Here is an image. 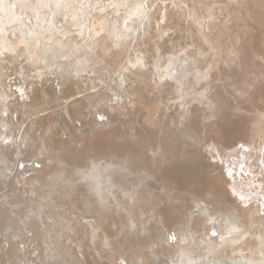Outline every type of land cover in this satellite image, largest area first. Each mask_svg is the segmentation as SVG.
I'll list each match as a JSON object with an SVG mask.
<instances>
[{"label": "rangeland", "instance_id": "374dc122", "mask_svg": "<svg viewBox=\"0 0 264 264\" xmlns=\"http://www.w3.org/2000/svg\"><path fill=\"white\" fill-rule=\"evenodd\" d=\"M2 0H0V60H1V62H0V102H2L1 100H5L6 99V102L3 100V102H4V105H5V108L6 109H8V110H6V113L5 112H0V114L1 115H5V118L4 117H2L1 115H0V124H2V123H6V125L4 126V125H2V127L0 126V135H2L1 137H0V144L1 145H3L2 147H3V152H4V156H1L0 155V159H2V160H0V165L4 168V170L3 171H0L1 173H0V224H1V221L3 222L5 219H6V216H4L2 213H4V210H6L4 207V203L3 202H5L6 201V199H5V195H9L8 197H15V198H13L14 199V201L15 202H11L9 205H7V207L6 208H8V209H12V210H14L15 211V213H14V211L11 213V217H12V220H13V222H14V224H11V225H7V226H1L0 227V257H1V259H0V264H12V261L9 259V256L10 255H12V251H13V255H14V253L16 252V254H18V252H19V254L16 256V254L14 255V256H16V260H17V264H86L85 262H86V260L85 259H89L90 261H92V259H93V261L91 262V263H93L95 260H94V256H93V251H94V253L96 252L97 253V251H98V254H100L99 256H100V258L102 259V260H104V259H106V260H109L108 261V263L109 262H111V263H115V264H264V245L262 246V239H261V237L259 236V235H262V233L264 232V149L263 148H261V149H259L258 147L256 148L255 146V149H254V147L252 148L251 147V145H250V147L248 148V153L246 152V154H245V156L243 155V154H236V153H238L237 151H235L234 150V146H228V148H229V150H231V154H230V157H228V158H226L225 156H224V154H222V152H220V150H219V148H218V146H217V144H215V142L214 143H212L211 144V141H213L215 138H216V123H217V120H215V118H211L210 117V115H208V114H205L204 115V112H202V111H199V113H200V115H199V113L198 114H193V113H196V112H193V110L198 106V104H199V106L198 107H201L202 108V106L203 107H205V101H207L208 100V98H213L214 96H216L217 94H218V96L219 97H224L225 95H227V96H225L224 98H225V100H228L229 101V99H230V101H231V103L233 102H235V101H237L236 103H234V104H232V106H231V113H232V119H233V121H234V123H233V121H232V123L231 122H229V123H227V125L229 126V128H228V126H227V133H226V135L227 136H225V138L227 137V139H226V142L228 143V144H230V140L233 138V137H235L236 135H237V133H236V124H237V127H242V126H245V123L246 124H248V129H250V127L252 126V124H254V126L256 127L255 129L257 130V131H255L256 133H251V131L249 132V130H247V132H249V134L248 135H252L253 137H255L256 139L259 137V135L261 136V139L264 141V104L262 103V99L264 100V94H262V92L260 91V89H259V82H261V81H263L264 80V49H263V51H261V52H259L258 54H256L255 52H250L251 54V67H250V69H248V68H246L244 65H242V66H239V65H236V64H233L234 62H231L230 64H231V66H227V68L224 70L225 72H224V77L223 78H221V79H219V80H217V81H215V83H207L209 80L208 79H205V75H209V71H208V69H209V67H208V64L207 63H204V62H198V63H193V64H189V68H187L186 69V73H187V77H188V79H187V77L185 76L186 75V73L185 72H183V75L186 77V79H185V77H183V75H182V73H180L179 74V76H181L182 75V77H183V81H185L186 80V83H184V82H182V88H183V90H181V92H183L182 94H181V92L180 93H178V91H177V88L179 89V87H177L176 86V89H175V87H174V92H176V94H174L176 97H177V99L174 97V98H172V99H170L171 100V102H173V100H175L176 99V102L174 103V105H176V106H172V108L174 107V109H172V108H170L168 105H170V104H173V103H171L170 102V100L169 99H167V100H169L168 102L170 103H167L166 102V100L164 101V102H166V104L164 105L163 103H162V106H163V108H164V110H167V111H165V114L167 115H165L164 117L162 116L161 117V119L163 120L165 117H166V119H165V121L166 120H168L169 122H167V123H165V125H163L164 124V122L165 121H162V124H160V128H161V126H163L162 128H163V130L164 129H166L165 130V132L164 131H162V129H160L159 127H158V129L155 131V133L156 134H154L153 135V138L151 137L152 136V134H150V131L149 130H147V128H146V126H145V124L143 123V120H142V117H140V115L138 116V115H136V114H134L133 112H132V110H130V104H132V97L129 95L128 96V93H127V91H125V90H127V89H125V87H126V84H125V82H124V80H122L125 76H124V74H126V75H128V76H135V75H137L138 73H141L142 74V72H148V70H149V79H150V82H152V80L154 79V75H156L157 73H154V72H152V71H150V69L152 68V70L153 71H155L157 68V70L156 71H159L160 72V70H162V71H164L163 70V68H164V66H167L168 64H170V60H169V58L171 57V56H173V54H172V52H170L171 50L169 49V47H167L166 45L164 46L163 44H165L163 41H165V42H167V41H169V39H171V37H173V35H175L174 33L176 32V30H184L183 28L185 27V25H187V23L188 22H190V23H188V26H186L188 29H190V33L189 34H191V35H193V33H195L194 34V36L193 37H199L200 35L199 34H201V35H203V32H208V33H216L217 31H218V28L219 27H222L223 29H226L227 27H228V25H230V26H232V27H235V28H238L241 24H243V22H245L244 21V18L245 17H243V15H240L239 13H238V11H237V7L239 8V9H243V8H246L245 6H244V4H242L241 2H240V0H122V1H117V0H72V1H67V0H59L58 2H59V4H58V2H57V0H50V4H51V6H49V1L48 0H38V1H40V3L39 2H37L36 0V2H35V8L34 7H31L32 6V4H31V1H34V0H30V2H28V0H23V1H25V2H27V3H24V2H22V0H19L21 3H24V4H21V3H19V1L18 0H16V4H15V6H14V4L13 3H15V0L13 1V3H12V1H6V0H4V1H2ZM6 1V2H5ZM61 1V2H60ZM66 3V6L68 5V7L66 8V6H65V4H64V2ZM70 2V4L69 3H67V2ZM136 1V2H135ZM137 1H139V2H137ZM10 2L12 3V5L10 4ZM42 2V3H41ZM47 2V3H46ZM53 2H54V5H53ZM55 2H56V4H55ZM72 2H74L73 4H75V5H77L76 7H75V5L73 6V8L75 9H72V10H74V11H71V10H67L66 11V9H69V7H72L71 6V3ZM79 3V4H76V3ZM82 2V3H81ZM7 3V4H6ZM29 3V4H28ZM39 3V4H38ZM44 3H45V6H44ZM60 3H61V5H60ZM64 5H63V4ZM84 3V4H83ZM133 3V4H132ZM139 3L142 5V7H141V5H139ZM18 4V5H17ZM30 4H31V6H30ZM43 4V5H42ZM46 4H48V5H46ZM72 4V5H73ZM137 4L139 5V6H137ZM228 4H230V5H228ZM21 5V6H20ZM22 5H25V6H22ZM38 5V6H37ZM52 5H53V9L52 8H49V7H52ZM58 5H60L61 6V9H63L65 12L64 13H66V14H64L62 11L63 10H61L60 11V9L56 12H54V10H57L58 8H60V6L58 7ZM64 7H63V6ZM79 5V6H78ZM84 5V6H83ZM89 5V6H88ZM104 5V6H103ZM106 5V6H105ZM109 5V6H108ZM129 5H130V7H129ZM133 5V6H132ZM227 5V6H226ZM231 5H233V6H231ZM18 6V7H17ZM42 6H44L45 8H46V10H42V9H40V8H42ZM55 6H57V7H55ZM132 6V7H131ZM135 6V8H133ZM136 6L138 7V8H140V10L138 9V8H136ZM226 6V8H224ZM15 7V8H14ZM20 8V9H17V8ZM26 7H27V9H28V7H29V9L28 10H26ZM37 7H40L39 8V10H38V8ZM43 7V8H44ZM81 7V8H80ZM90 7V8H89ZM234 9H233V8ZM14 8V9H13ZM33 8V9H32ZM44 8V9H45ZM54 8H56V9H54ZM66 8V9H65ZM134 9V11L132 10V9ZM142 8H144V9H142ZM16 9V10H15ZM24 9V10H23ZM35 9V10H34ZM76 9H78V10H76ZM130 9V10H129ZM136 9H138L137 11H136ZM171 9H173V10H171ZM192 9H193V12L194 13H192L191 15H189V13H191L192 12ZM227 9V10H226ZM236 9V10H235ZM21 10V11H20ZM23 10V11H22ZM26 10V11H25ZM31 10V12H29ZM36 10H38L36 13H35V11ZM49 10V11H48ZM51 10V11H50ZM142 10H144L143 12H142ZM179 10V11H178ZM189 10H191V11H189ZM225 10H226V13H225ZM15 11H17V12H15ZM19 11V12H18ZM28 11V12H27ZM39 11H43V12H39ZM46 11V12H45ZM47 11L49 12V13H47ZM54 12V14H53V12ZM86 11V12H85ZM132 11V12H131ZM135 11L138 13V15H137V13H135ZM168 11H171V12H168ZM177 11V12H176ZM186 11V12H185ZM187 11H189V12H187ZM233 11H234V13H233ZM34 12V13H33ZM59 12H61V13H63L64 15H65V17L61 14V13H59ZM76 12H78V15H77V13ZM155 12H156V14H155ZM161 12V13H160ZM166 12V13H165ZM168 12V13H167ZM18 13V14H17ZM21 13V14H20ZM24 13V14H23ZM39 13H42L41 15H44V16H42V17H40L41 15L39 14ZM46 13H47V15H46ZM57 13H59L58 14V16L56 15ZM68 13H70L69 15H68ZM88 13V14H87ZM129 13V14H128ZM161 15H160V14ZM164 13V14H163ZM184 13V14H183ZM233 13V14H232ZM10 14V15H9ZM26 14V15H25ZM27 14H28V16H30L31 14L33 15H31L30 17H31V20L29 21V19L28 18H30V17H28L27 16ZM60 14H61V18H60ZM93 14V15H92ZM131 14V15H130ZM143 16H142V15ZM159 16H158V15ZM168 15V16H171L172 17V20H171V18L169 17V19H168V17H166V15ZM170 14H175V17L177 16V17H180V18H177V19H182V20H180L181 22H179V27L181 28L182 26H184L183 28H177V27H175V26H178L176 23H178V21L179 20H177L176 18H174L173 17V15H170ZM186 14V15H185ZM196 15V17H194L195 15ZM23 15V16H22ZM36 15H38V16H36ZM40 15V16H39ZM45 15L48 17H46L45 18ZM49 15V16H48ZM69 16L68 18H67V16ZM79 15H81V16H79ZM87 15V16H86ZM123 15V16H122ZM129 15V16H128ZM137 15V16H136ZM155 15H156V17H155ZM183 15V16H182ZM185 15V16H184ZM198 15V16H197ZM237 15H239V16H237ZM253 17L254 18H256L255 16H257V14L256 13H253ZM1 16H2V18H1ZM11 16V17H10ZM25 16H27V17H25ZM55 16V17H54ZM57 16V17H56ZM85 16V17H84ZM91 16V17H90ZM94 16V17H93ZM157 19H155L154 17ZM161 16V17H160ZM188 16V17H187ZM192 16V17H191ZM237 16V18H235V17ZM23 17H24V20L23 21H21L22 19H23ZM33 17H34V19H33ZM37 17H38V19H37ZM76 17V18H75ZM89 17V18H88ZM122 17V18H121ZM151 17V19H149ZM159 17V18H158ZM162 17L163 18H165V19H162ZM184 17H186V18H188V19H186V18H184ZM194 17V18H193ZM202 18V21H204V23L201 21V19L200 18ZM235 18V20H234V18ZM239 17V18H238ZM22 18V19H21ZM39 18H40V22L42 21V20H44V21H42L41 23H42V25L40 24V22H39ZM45 18V19H44ZM65 18H67V19H65ZM82 18H84L83 20L81 19V21H79L78 22V20H80V19ZM87 18L90 20V21H87ZM109 18V19H108ZM153 18H154V21H153ZM184 18V19H183ZM11 19H12V21H11ZM72 19V20H71ZM74 19V20H73ZM78 19V20H77ZM95 19V20H94ZM114 19H116V20H114ZM198 19V20H197ZM226 19V20H225ZM243 19V20H242ZM67 20V21H66ZM92 20V21H91ZM103 20H105L104 22L106 23V25H105V23H103ZM110 20V21H109ZM113 20V21H112ZM117 20H118V22H117ZM120 20V21H119ZM174 20H176V21H174ZM229 20V21H228ZM10 21H11V23H10ZM27 21V22H26ZM38 21V22H37ZM45 21H46V24L44 25V23H45ZM61 21H62V23H61ZM77 21V23H76V25H75V22ZM94 21H95V23H94ZM97 21V22H96ZM99 21V22H98ZM112 21V23L111 24H109L108 25V23H110ZM116 21V22H115ZM159 21H160V23H159ZM170 21H172V22H170ZM187 21V22H186ZM234 21V22H233ZM241 21V22H240ZM31 22V23H30ZM70 22H72V24H70ZM74 22V23H73ZM80 22H83L84 23V25H83V23H81L82 25H83V27H82V25L81 24H79ZM90 22V23H89ZM101 22V23H100ZM114 22V23H113ZM165 22H167V23H165ZM186 22V23H185ZM198 22H200V23H198ZM228 22H229V24H228ZM239 22H240V24H239ZM1 23H3L2 25H1ZM13 23V24H12ZM23 23L26 25H24L25 27L23 28V26H21V25H23ZM29 23V24H28ZM38 23V24H37ZM89 23V24H88ZM119 24L118 26H119V28L116 26L117 24ZM150 23H152L151 25H153V26H151L150 25ZM165 23V24H164ZM185 23V24H184ZM196 23V24H195ZM224 23H225V26H224ZM12 25V27L13 26H15L16 27V25L18 24H20V26H19V28L18 27H16V28H18L17 30L16 29H14V27H13V29H12V27L10 26V25ZM36 24V25H35ZM86 24V25H85ZM94 24V25H93ZM115 24V25H114ZM122 24V25H121ZM158 24H160V25H158ZM164 24V25H163ZM171 24V25H170ZM182 24V25H181ZM193 24V25H192ZM223 24V25H222ZM233 24V25H232ZM17 25V26H18ZM32 27H30V26ZM35 25V26H34ZM38 25H40V26H38ZM55 25H57V26H55ZM61 25V26H60ZM69 25V26H68ZM70 25H72L71 27H70ZM78 25V26H77ZM81 25V26H80ZM90 25V26H89ZM98 25H99V27H98ZM107 25H108V27L110 28L111 27V25H112V27H111V29H108V27H107ZM113 25H114V28H113ZM181 25V26H180ZM202 25V26H201ZM222 25V26H221ZM239 25V26H238ZM27 26H28V28L30 29V31H29V29L27 28ZM44 28H43V27ZM59 26V27H58ZM65 26V27H64ZM67 26L69 27V28H67ZM104 26H105V28H104ZM149 26H150V28H149ZM162 26H164V28L162 27ZM197 26H198V28H197ZM20 27H21V29H22V31H24V32H22V31H20ZM36 27H37V29H36ZM53 27V28H52ZM77 27H81V28H79V31H80V33H79V31L77 32L76 30H78V28ZM85 27H86V30H84L85 29ZM96 27V28H95ZM107 27V28H106ZM116 27V28H115ZM155 29H154V28ZM159 27H160V29H159ZM174 27V28H173ZM189 27H191V28H189ZM200 27V28H199ZM8 28H11V29H8ZM25 28H26V30H27V32H25L26 30H25ZM33 28H35L37 31H35V29H33ZM38 28H39V30H38ZM40 28H42V31H40ZM63 28H65V29H67V30H63ZM98 28V29H97ZM122 28V29H121ZM147 28H148V31H147ZM157 28H158V30H157ZM161 28H163V29H161ZM176 28V29H175ZM31 29H33V30H31ZM71 29V30H70ZM73 29H75V30H73ZM81 29V30H80ZM91 29V30H90ZM95 29H96V31H95ZM100 29V30H99ZM115 29V30H114ZM175 29V30H174ZM194 29H197L198 31H196V30H194ZM201 29V30H200ZM17 31V33H16V31ZM61 30V31H60ZM73 30V31H72ZM87 30H89V31H87ZM93 30V31H92ZM102 30V31H101ZM103 30H106V31H103ZM110 31V33H109V31ZM112 30V31H111ZM114 30V31H113ZM120 30V31H119ZM170 30V31H169ZM174 32H173V31ZM178 30V31H179ZM186 30V31H187ZM196 31V32H191V31ZM200 30V31H199ZM33 31V32H32ZM51 33H50V32ZM53 31V32H52ZM57 31V32H56ZM59 31V32H58ZM65 31H66V34H65ZM74 31H76V32H74ZM82 31H84V32H82ZM108 31V32H107ZM117 31H119V33L117 32ZM151 31V32H150ZM161 31V32H160ZM203 31V32H202ZM19 32H20V34H19ZM35 32V33H34ZM41 32V33H40ZM68 32V33H67ZM71 34H70V33ZM81 32H82V34H81ZM88 32V33H87ZM90 32V33H89ZM96 32V33H95ZM102 32L104 33V32H106L107 34H105L104 33V35L102 34ZM113 32H116L115 34L117 35V36H119L120 38H118L117 36L115 37V34L113 35V34H111V33H113ZM144 32V33H143ZM158 32H160V33H158ZM165 32L167 33V34H165ZM168 32H173V35L172 34H170L169 36H168ZM197 32L199 33L198 35H197ZM200 32H202V33H200ZM14 33H16V34H14ZM21 33H22V35H21ZM34 34V36L32 35V34ZM36 33H38V34H36ZM40 33V34H39ZM61 33V34H60ZM79 33V34H78ZM92 33V34H91ZM248 33H250L249 35V37L250 38H252L253 39V37L254 36H256L255 35V33H254V31H252L251 29H250V31H248ZM28 34V35H27ZM30 34V35H29ZM56 34V35H55ZM74 34V35H73ZM90 36V37H92V38H90V39H88L89 37H88V35ZM97 34H98V38H99V40L101 39V37H102V39L100 40L101 42H99V43H101L100 44V47L103 45V47H96L97 45H99L98 44V41L97 40H94V37H96L97 36ZM102 36H101V35ZM119 34V35H118ZM122 34V35H121ZM167 35V37L165 36V35ZM48 35V36H47ZM69 37H68V36ZM83 37H82V36ZM121 35V36H120ZM164 37V38H162V40H160L161 39V37ZM172 35V36H171ZM196 35V36H195ZM251 35L253 36V37H251ZM6 36V37H5ZM29 36V37H28ZM31 36V37H30ZM53 36V37H52ZM100 36V37H99ZM108 36H110L109 38H108ZM114 36V37H113ZM146 36V37H145ZM155 36V37H154ZM3 37L5 38V40L3 39ZM17 37V38H16ZM59 37H60V39H59ZM66 37H68L67 39H66ZM74 37V38H73ZM77 37V38H76ZM104 37H106V38H104ZM111 37H113L112 39L113 40H116V41H113L112 39H111ZM151 37H153V38H151ZM157 37H158V39H157ZM160 37V38H159ZM170 37V38H169ZM26 38H29L28 40H26ZM31 38H33V39H31ZM42 38V39H41ZM82 38H85V41H84V39H82ZM87 38V39H86ZM116 38V39H115ZM139 38H140V40H139ZM167 38H169V39H167ZM195 38V39H196ZM202 38V36L200 37V39ZM44 39V40H43ZM56 39V40H55ZM58 39V40H57ZM76 39V40H75ZM82 39V40H81ZM91 39H92V41L96 44V46H95V44L91 41ZM120 40V42H119V40ZM122 39V40H121ZM148 39V40H147ZM158 40V41H155V40ZM165 39H167V40H165ZM199 39V38H198ZM8 42H7V41ZM46 40V41H45ZM81 40V42H78V41H80ZM89 41V43H88V41ZM106 42H105V41ZM139 40V41H138ZM145 40H147V41H145ZM156 42V43H154V41ZM202 40H203V38H202ZM201 40V41H202ZM4 41V42H3ZM44 42L43 44H42V42ZM65 41H68V42H70V41H72V42H70V45H69V43L67 42V43H65ZM97 43H96V42ZM103 41V42H102ZM143 41V42H142ZM149 41V42H148ZM17 42L18 43H20V44H17ZM34 44H33V43ZM74 42V43H73ZM105 42V43H104ZM115 42V43H114ZM140 42V43H139ZM145 42H146V45H145ZM152 42V43H151ZM159 42V43H158ZM163 42V43H162ZM207 42V41H206ZM206 42H205V39H204V41L202 42V44L205 46L206 45ZM7 43V44H6ZM9 43V44H8ZM13 44V47L12 48H10L12 45H10V44ZM41 43V44H40ZM63 43V44H62ZM71 43H73V44H71ZM77 43H79V45L77 44ZM89 45H88V44ZM94 44V46H93V44ZM103 43V44H102ZM107 43V44H106ZM110 43V44H109ZM143 43V44H142ZM147 43H148V47L150 48V46L152 47V48H150V51L152 52V53H156L157 52V56H156V54L154 55V54H151V53H149V55H154L152 58H154L153 60L155 61V63H154V61L152 60H150V56L149 55H147V52H149L148 50H149V48L147 47ZM150 43V44H149ZM208 43V42H207ZM4 44H6V46L9 48V49H7V48H4L5 46H4ZM14 44H16V45H14ZM49 44V45H48ZM50 44H53V46H54V48L53 47H50V48H53V50L51 51V49L50 48H48V46H52V45H50ZM62 44V45H61ZM66 46H65V45ZM69 46H68V45ZM75 44V45H74ZM78 46H77V45ZM105 44V45H104ZM108 44H109V48L107 47L108 46ZM112 44V45H111ZM117 44V45H116ZM119 44V45H118ZM140 44V45H139ZM154 44V45H153ZM1 45H3V46H1ZM18 45H20V46H18ZM22 45H23V47H22ZM34 45V46H33ZM37 45V46H36ZM45 45V47H47L46 49H45V47H43V46ZM72 45V46H71ZM85 45H86V47H85ZM107 45V46H106ZM114 45H116L115 47H114ZM146 46V47H142V46ZM160 45H161V47L162 48H164V50H163V52H162V48L160 47ZM14 46H15V49H14ZM19 47V48H16V47ZM29 46H32V47H29ZM42 46V47H41ZM62 46V47H61ZM74 46V47H73ZM77 46V47H76ZM81 46H83V47H81ZM88 46H89V49H87L88 48ZM92 46H93V50H92ZM111 46V47H110ZM118 46V48H116ZM120 46V47H119ZM126 46V47H125ZM157 46V47H156ZM159 46V47H158ZM207 46H208V44H207ZM206 46V47H207ZM34 47H36L35 49H34ZM57 47H59V49H57ZM69 47H71L70 49H69ZM79 47V48H78ZM84 47H85V49H86V51H85V49H84ZM95 47H96V49H98L99 50V53L100 52H102V55H99V53H98V50L97 51H95L96 49H95ZM139 47V48H138ZM154 47V48H153ZM159 50H156V48ZM67 48V49H66ZM74 48H76L75 50H72V49H74ZM77 48H78V50H77ZM90 48H91V50H90ZM103 48V49H102ZM110 48H112L111 50H109L108 51V49H110ZM123 48H124V53L122 52L123 51ZM139 49V50H137L136 51V49ZM144 48H146V50H147V48H148V50L147 51H145L144 50ZM159 48H161V49H159ZM166 48H168V50H169V52H170V54H169V52L167 51V49ZM192 48L194 49L195 47H192L191 46V48H189V46H188V48H187V50L188 49H190V51L192 50ZM208 49H209V46L207 47ZM38 49V50H37ZM45 49V50H44ZM49 49V51L47 52V50ZM54 49H55V51H54ZM95 49V50H94ZM107 49V50H106ZM114 49H116V51L114 50ZM120 49V50H119ZM142 49V50H141ZM152 49V50H151ZM208 49L206 50V55L208 54V56H210L211 54H212V50L210 49L209 51H208ZM30 50V51H29ZM58 50H60V51H58ZM90 50V51H89ZM127 50V51H126ZM161 50V51H160ZM166 50V51H165ZM45 51H46V53L49 55V57H47L48 55H46L45 54ZM55 53H54V52ZM69 51V52H68ZM75 51H77V52H75ZM83 51H85V53L83 52ZM91 52L92 51V53H91V58L88 60V61H84V63H83V61H81L82 59L84 60V59H86L87 60V55L88 56H90V53H87V52ZM95 51V52H94ZM103 51H105V52H107V53H105V54H103ZM112 51L114 52V53H112ZM120 51V52H119ZM136 51V52H135ZM139 51H142V52H144V53H142V52H140L139 53ZM227 51H229L228 49H227ZM30 52V53H29ZM50 52V53H49ZM53 52V53H52ZM59 52H61V53H59ZM67 52V53H66ZM74 52V53H73ZM80 52H82V53H80ZM97 52V53H96ZM111 52V53H110ZM121 52H122V55H120L121 54ZM159 52H161L162 54H161V56H162V58H161V56L160 57H158L159 55L158 54H160ZM165 52V53H164ZM208 52V53H207ZM42 53V54H41ZM59 53V54H58ZM62 53H64V54H62ZM69 53V54H68ZM73 53V54H72ZM94 53V55L95 56H103L104 55V59L103 60H101V59H98L97 57H95L94 55L92 56V54ZM96 53V54H95ZM109 53V54H108ZM117 53V54H116ZM142 53V54H141ZM146 53V54H145ZM43 54H45L44 56H43ZM50 54H51V56H54V57H51L50 56ZM52 54H54V55H52ZM68 54V56H66ZM78 56H76V55ZM80 54H82L81 55V57H80ZM84 54V55H83ZM101 54V53H100ZM119 54V55H118ZM136 54V55H135ZM137 54L138 55H142V56H144V57H147L146 59L144 58V57H142V58H144V59H142L141 58V56H139L140 57V59H139V57H137ZM146 56H145V55ZM213 54H214V52H213ZM213 54L210 56V58H213L214 59V57L215 56H217L218 54H220V53H217V55H216V53L214 54L215 56H213ZM256 54V55H255ZM263 54V55H262ZM64 55V56H63ZM86 55V56H85ZM108 55L109 56H111V57H109V60L107 61L106 59L107 58H105V56H107L108 57ZM115 55L116 56H120V57H117L116 59V61H118V60H120L119 62H114V60H115ZM168 55V56H167ZM234 55H236L237 56V54H233V56ZM36 56V57H35ZM85 56V57H84ZM114 56V57H113ZM122 56V57H121ZM149 56V57H148ZM170 56V57H169ZM259 56V57H258ZM22 57V58H21ZM27 57V58H26ZM36 58L35 60L36 61H34V59H33V61H32V58ZM37 57L39 58V60L37 59ZM53 58V59H51V58ZM75 57H76V60H79V62H80V65L78 66V64L79 63H76V65L74 64L75 62H74V60H75ZM83 57V58H82ZM94 57H95V59H94ZM100 57V58H101ZM133 57L134 58H136V59H133ZM156 57H157V59H156ZM166 57H167V59H168V61H169V63H167V62H165V61H167V59H166ZM221 57H222V53H221V56H217L215 59V61H217V62H215L214 63V66H216V64L218 65V64H220V65H218V66H216V67H220L221 65H223V64H221V63H223L222 62V59H221ZM254 57V58H253ZM255 57H256V61H255ZM79 58V59H78ZM80 58H82V59H80ZM92 58H93V60H96V61H98V60H100L101 62H103L104 61V63H103V67L101 68V66L100 65H102V63L99 61V62H97L96 63V61L94 62V64L91 62V61H93L92 60ZM97 58V59H96ZM114 58V59H113ZM119 58V59H118ZM121 58V59H120ZM130 58H131V60H136V61H138V59H139V62H136V61H132V62H130L131 60H130ZM148 58H149V60H148ZM164 58V59H163ZM220 58V59H219ZM258 58H261L260 59V61L261 62H259L258 63ZM28 59V60H27ZM30 59V60H29ZM48 59V60H47ZM161 60L160 62H158L159 60ZM219 59V60H218ZM15 60H17V61H15ZM42 60H43V63H44V61L46 62V63H44L43 65H42ZM51 60V61H50ZM111 60L114 62L113 64H112V62H111ZM145 60H146V62H148V63H145ZM165 60V61H164ZM29 61H32V62H29ZM218 61H220L219 63H218ZM4 62V63H3ZM37 64H36V63ZM49 62V63H48ZM89 62V63H88ZM107 62H110L111 64H109V63H107ZM141 63V64H138V66H137V64H136V66H137V68H136V66H135V64L134 63ZM149 62H152L156 67L154 68V67H152L153 66V64L152 63H150L149 64ZM163 62V63H162ZM165 62V63H164ZM33 63H35V64H33ZM62 63V64H61ZM83 63V65H81ZM89 65H88V64ZM96 63V64H95ZM128 63V64H127ZM158 63V64H157ZM187 62H185V64H186ZM200 63H203V65L205 66V68L204 67H202L203 65L202 64H200ZM5 64V65H4ZM12 65V66H10V65ZM31 64V66H29ZM39 64H40V66H39ZM55 64V65H54ZM100 64V65H99ZM115 64V65H114ZM130 64H131V66H130ZM132 64H134V65H132ZM149 64L150 65V69L148 68V66L147 65ZM157 64V65H156ZM159 64H160V67L162 68H159L158 66H159ZM166 64V65H165ZM197 64V65H196ZM34 65H35V67H34ZM41 65H42V67H41ZM44 65H46L45 67H44ZM91 65V67H89ZM93 65H95L94 67H95V69L93 68ZM100 66V68L101 69H103V71L101 70V69H98V70H101V72L100 71H96L97 69V67H99ZM107 65H109V67L107 66ZM110 65H111V68H110ZM114 67H113V66ZM128 65V66H127ZM141 65H142V67H141ZM146 65V66H145ZM152 65V66H151ZM162 65H164V66H162ZM193 65L195 66L196 65V69H193ZM262 65V66H261ZM3 66V67H2ZM23 66V67H22ZM26 68H25V67ZM38 66H39V68L40 69H38ZM61 66V67H60ZM86 66V67H85ZM106 66V70H107V68H108V72H106L105 74L103 73L104 72V67ZM141 67V68H138V67ZM201 66V67H200ZM254 66V67H253ZM15 67V68H14ZM29 67H31L30 69H29ZM76 67H77V70H78V68L80 69H82V71H81V69H80V71H79V73H78V71H76ZM84 67V68H83ZM87 67H89V68H87ZM124 67V68H123ZM128 67H129V69H128ZM134 67L136 68V69H139V71L138 70H136V69H134ZM147 67V68H146ZM198 67V68H197ZM222 67V66H221ZM4 68V69H3ZM5 68H6V70H5ZM7 68H9V69H7ZM22 68V69H21ZM25 68V69H24ZM33 68V69H32ZM93 70H92V69ZM146 70H145V69ZM168 68V69H167ZM195 68V67H194ZM207 68V69H206ZM86 69V70H85ZM87 69H88V72H87ZM92 71H91V70ZM113 69V70H112ZM160 69V70H159ZM165 69V71L164 72H162L161 71V73H163V74H161V73H159L158 72V74L156 75V76H158V77H156L155 76V78H157V79H154V81L152 82V85H153V83H155V82H159V80H158V78L159 79H161L160 81H161V83L163 84V83H165L166 84V82H167V84L169 83V82H171L172 84H168V85H175L178 81L175 79L176 77L174 76V72H175V70L174 69H176V68H174V69H172V70H170L171 68H170V66H167L166 68H164ZM190 69V70H189ZM202 70L204 73V75L203 74H200V76H198L197 74L199 73L198 71L199 70ZM213 69V68H212ZM214 69H216L215 67H214ZM12 70V71H11ZM16 70V71H15ZM25 71V73H22V72H24ZM29 70H31V71H29ZM40 70H42V71H40ZM49 70V71H48ZM83 70H85V72H83ZM105 70V71H106ZM132 70V71H131ZM144 70V71H143ZM169 70V71H168ZM189 71V74H188V71ZM196 70V71H195ZM205 70V71H204ZM4 73H3V72ZM6 71H7V73H6ZM27 71H29V72H27ZM43 71H44V73H43ZM73 71V72H72ZM90 71V72H89ZM96 73H95V72ZM123 71V72H122ZM140 71H142V72H140ZM155 71V72H156ZM168 71V72H167ZM174 71V72H173ZM235 71V72H234ZM239 71V72H238ZM47 72V73H46ZM82 72H83V74H82ZM94 72V73H93ZM100 74H99V73ZM109 72H111L110 74H109ZM136 72V73H135ZM170 72V73H169ZM173 74H172V73ZM197 72V73H196ZM3 73V74H2ZM6 73V74H5ZM15 73V74H14ZM37 73V74H36ZM80 73H81V75L83 76H81L80 75ZM84 73H85V75L86 76H84ZM122 73V74H121ZM133 73V74H132ZM165 73V74H164ZM170 74V76L168 77V75ZM241 73V74H240ZM261 73H262V77H261ZM10 76H9V75ZM25 75V77L27 76V75H29L28 76V78L26 77H24V75ZM36 74V75H35ZM96 74V75H95ZM141 74H139V75H141ZM152 74H154V75H152ZM171 74L173 75V76H171ZM42 75V76H41ZM48 75V76H47ZM103 75L105 76V77H103ZM109 75V76H108ZM164 76V77H161L160 78V76ZM167 75V76H166ZM194 75V76H193ZM198 77H197V76ZM201 75H203V76H201ZM5 76V77H4ZM9 76V77H8ZM37 76V77H36ZM74 78H73V77ZM102 76V77H101ZM117 76V77H116ZM152 76V77H151ZM24 77V78H23ZM141 78L143 77L142 75L140 76ZM171 77V78H170ZM172 77H175L174 79L172 78ZM182 77H181V79H182ZM193 77H197L196 79H194ZM202 77V78H201ZM12 78H14V79H12ZM33 78V79H32ZM48 78V79H47ZM68 78V79H67ZM79 78V79H78ZM82 78V79H81ZM99 78V79H98ZM144 78V77H143ZM142 78V79H143ZM153 78V79H152ZM193 78V79H192ZM262 78V79H261ZM4 79V80H3ZM16 79H18L17 81H16ZM23 79H24V81H23ZM27 79H28V81H27ZM91 79V80H90ZM106 79H108V81L106 80ZM145 80H146V78H144ZM143 79V80H144ZM149 79H147L148 81H149ZM19 80L22 82V83H27V85H26V88H25V90H24V87L21 85V84H18L19 83ZM26 80V81H25ZM36 82H35V81ZM65 80H67V81H65ZM90 80V81H89ZM105 80V81H104ZM193 80H194V82H193ZM202 80V81H201ZM204 80V81H203ZM207 82H206V81ZM5 81V82H4ZM49 81V82H48ZM71 81V82H70ZM75 81V82H74ZM101 81H104V82H101ZM120 81V82H119ZM148 81H145V82H147L148 83ZM192 83H191V82ZM6 82H8L7 84H5ZM10 82V83H9ZM18 82V83H17ZM78 82V83H77ZM198 82V83H197ZM35 85H34V84ZM36 83L38 84V86H40V87H42L43 89L42 90H40V88H38V86H36ZM45 83L47 84V86L45 85ZM65 83V84H64ZM68 83V84H67ZM80 83V84H79ZM89 83V84H88ZM94 83V84H93ZM97 83V84H96ZM101 83V84H100ZM109 83H110V85H109ZM196 83V84H195ZM203 83V84H202ZM204 83H205V85H204ZM263 83V82H262ZM3 84H5V85H3ZM34 85L35 87H33L32 85ZM73 84H75V85H73ZM91 84V85H90ZM106 84H108V85H106ZM122 84V85H121ZM157 84V83H156ZM155 84V85H156ZM206 84H207V87H206ZM208 84H209V86H211V87H208ZM215 84V85H214ZM29 85H31V86H29ZM65 85V86H64ZM87 85H88V87H87ZM95 85V86H94ZM176 85H179V83L178 84H176ZM9 86V87H8ZM77 86V88H75ZM117 86V87H116ZM124 86V87H123ZM214 86H215V88H214ZM22 87V88H21ZM29 87H31V89H29ZM109 87H110V89H109ZM122 87V88H121ZM190 87V88H189ZM200 87V88H199ZM203 87H205L206 88V90L208 91H210L209 93H207V91H205L204 92V90H205V88H203ZM34 88V90H36L37 91V93H36V91H34L33 90V92L35 93H33L31 90ZM35 88H38V89H35ZM63 88V89H62ZM68 88V89H67ZM80 90H79V89ZM106 88H107V90H106ZM116 88V89H115ZM120 88V89H119ZM158 88H160V89H162L160 86L158 87ZM188 90V91H185L186 89ZM189 88V89H188ZM192 88L195 90H192ZM209 88H211V89H213V92L211 91V89H209ZM17 89V90H16ZM19 89H21V90H19ZM73 89V90H72ZM104 89V90H103ZM114 89V90H113ZM125 89V90H124ZM196 89H199L198 90V92H199V94H198V92H197V90ZM202 90V93H201V90ZM214 89H215V91H214ZM6 90H7V93H6ZM26 90H29V93L31 94H33V95H29V93L28 92H25ZM40 90V93L38 92ZM125 91L127 94H125V92H123V91ZM9 91H11V92H9ZM42 91V92H41ZM53 91V92H52ZM70 91V92H69ZM72 91V92H71ZM77 93H76V92ZM83 91V92H82ZM100 91V92H99ZM114 91V92H113ZM218 91V92H217ZM222 93V91H223V93H224V96L220 93V92ZM13 92H14V94H13ZM80 92V93H79ZM123 94H122V93ZM204 92V93H203ZM212 92V93H211ZM25 93H27L26 95H25ZM51 93H53V94H51ZM73 93V94H72ZM104 93H106L105 95H104ZM108 93V94H107ZM112 93V94H111ZM115 93H118L119 95H117V94H115ZM188 95H186V94ZM190 93V94H189ZM196 93L197 95H195L194 96V94ZM214 93L216 94V95H214ZM220 93V94H219ZM252 93V94H251ZM10 94V95H9ZM16 94V95H15ZM39 94V95H38ZM68 94H70V95H68ZM100 94V95H99ZM180 94H181V96H182V98L184 99L185 98V100H183L182 98H181V96H180ZM200 94H203V95H200ZM205 94H209V97L207 96V95H205ZM211 94H213V95H211ZM5 95L7 96V97H5ZM19 95V96H18ZM52 95V96H51ZM54 95V96H53ZM58 95V97H59V99H60V97H61V99L60 100H58V102H56L57 101V98L58 97H56V96ZM63 95H65V96H63ZM73 95V96H72ZM91 95V96H90ZM115 95H117V96H115ZM193 97H192V96ZM11 96H15V97H11ZM26 96V97H25ZM31 97V98H29V99H31L32 100V97L34 96L35 97V102H34V98H33V101H31V100H29L28 99V97ZM41 96V97H40ZM88 96H90V97H88ZM100 96H102V97H100ZM114 96V97H113ZM184 96V97H183ZM190 96V97H189ZM208 97V98H206V97ZM213 96V97H212ZM9 97V98H8ZM16 97H17V99H16ZM39 97V98H38ZM52 97H53V99H52ZM70 97V98H69ZM80 97V98H79ZM87 97V98H86ZM123 97V98H122ZM128 97V98H127ZM130 97H131V99H130ZM178 97H180V99L178 98ZM195 97V98H194ZM197 97V98H196ZM202 97H204V98H202ZM251 97H254V98H252V100L254 99V101L252 102V100H250L251 99ZM3 98V99H2ZM19 98V99H18ZM26 98V99H25ZM55 98V99H54ZM74 98V99H73ZM118 98H119V100H118ZM125 98V99H124ZM127 98V99H126ZM189 98V99H188ZM28 99V100H27ZM37 99L39 100V104H41V105H39L38 103H37ZM41 99V100H40ZM64 99V100H63ZM80 99V100H79ZM99 99V100H98ZM105 99V100H104ZM186 99H188V100H186ZM191 99V100H190ZM203 99V100H202ZM233 101H232V100ZM258 99H260V100H258ZM12 100V101H11ZM13 100H14V102H13ZM51 100H53V101H51ZM66 100V101H65ZM72 100H74V102L72 101ZM79 100V101H78ZM83 100V101H82ZM87 100V101H86ZM94 100V101H93ZM192 100L193 101H195L196 102V100H198L199 101V103H195V102H192ZM202 100V101H201ZM246 100H249V101H246ZM256 100H258V102L256 101ZM25 101V102H24ZM28 101H31V102H28ZM50 101V102H49ZM84 101H86V102H84ZM89 101V102H88ZM92 101V102H91ZM106 101V102H105ZM123 103H122V102ZM189 102V104H190V106L188 107V103L187 102ZM229 101V102H230ZM256 101V102H255ZM24 102V103H23ZM48 102V103H47ZM62 102V103H61ZM82 102V103H81ZM84 102V103H83ZM101 102V103H100ZM204 102V103H203ZM250 102V103H249ZM262 104H261V103ZM264 102V101H263ZM7 103V104H6ZM9 103V104H8ZM12 103H13V105H12ZM21 103H22V105H21ZM37 103V104H36ZM49 103H52V104H50V106L52 107H50L49 106ZM56 103H57V105H56ZM72 103V104H71ZM103 103V104H102ZM115 103V104H114ZM118 103V104H117ZM177 103H181L180 105H183L184 107H185V105H187L184 109L183 108H181V106H177ZM187 103V104H186ZM195 103V104H194ZM252 103V104H251ZM258 104V106L256 105V104ZM17 105V107H16V105ZM28 104V105H27ZM34 104V105H33ZM37 106H36V105ZM53 104H54V107H53ZM61 104V105H60ZM74 104H76V106H77V108H76V106H74ZM80 104V105H79ZM168 104V105H167ZM203 104V105H202ZM253 104H255V105H253ZM261 104V105H260ZM7 105V106H6ZM11 105V106H10ZM45 105V106H44ZM47 105V106H46ZM59 105V106H58ZM95 105V106H94ZM107 105V106H106ZM109 105H111V106H113L112 108L109 106ZM114 105H115V107H114ZM120 105H121V107H120ZM125 105V106H124ZM192 105V106H191ZM197 105V106H196ZM201 105V106H200ZM231 105V104H230ZM253 107H252V106ZM9 106V107H8ZM14 106V107H13ZM20 106H22V107H20ZM23 106H25L24 108H23ZM27 106V107H26ZM44 106V107H43ZM66 106H68V107H66ZM74 106V107H73ZM98 106H99V108H98ZM101 106V107H100ZM122 106H123V108H122ZM129 106V107H128ZM36 107V108H35ZM38 107V108H37ZM40 107H41V109H40ZM47 107H50L49 109L47 108ZM57 107H59V108H57ZM89 107V108H88ZM91 107H93V108H91ZM165 107H166V109H165ZM180 107V109H183V110H179L178 108ZM194 107V108H193ZM13 108H14V110H13ZM21 108V109H20ZM28 110H27V109ZM33 108H34V110H33ZM43 108V109H42ZM44 108H46V109H44ZM57 108V109H56ZM70 108V109H69ZM73 108L74 109H78V111H76V110H73ZM82 108H84V109H82ZM101 108L104 110V111H102L101 110ZM109 108H111V109H109ZM117 108H119V109H117ZM168 108V109H167ZM191 108H193V110L191 111ZM237 108V109H236ZM248 108V109H247ZM12 109V110H11ZM25 109L26 110V112L28 113H26L25 112V110H24V112H23V110ZM37 109H38V111H37ZM48 109V111H49V113H47L48 111H45V110H47ZM51 109V110H50ZM52 109H54V110H52ZM98 109V110H97ZM127 109V110H126ZM174 110L173 111V115H172V111L170 112V110ZM178 111H177V110ZM245 109V110H244ZM16 110H19V113H18V111H16ZM43 110V111H42ZM56 110H58V112L56 111ZM69 111V112H67V111ZM100 110H101V112H100ZM105 110H106V112H105ZM110 110V111H109ZM112 110V111H111ZM123 110V111H122ZM1 111V110H0ZM10 111V112H9ZM36 111V112H35ZM41 111L42 112H44V113H42V115H41ZM75 111H76V113H75ZM90 111H92V112H90ZM176 111V113H174ZM179 111H185V112H187V113H189V114H187V115H194V116H200V119L203 121V119L205 120L204 122H202L200 119H199V124L201 125L200 126V130H201V127H203L202 128V130H201V132H200V135H201V133H202V135L201 136H199L197 139H192L190 136H187V137H185L184 135H183V133L185 132V128H184V126L186 127V125L182 122V120L180 121V118H179V114L181 113V112H179ZM248 111V112H247ZM23 112V113H22ZM56 112V113H55ZM105 112V113H104ZM111 112H112V114H111ZM124 114H123V113ZM129 112H131V113H129ZM245 112H246V114H247V116H246V114H245ZM5 113V114H4ZM7 113L9 114V115H7ZM12 113V114H11ZM21 113V114H20ZM35 113H37V114H35ZM38 113H40V114H38ZM46 113V114H45ZM52 113V114H51ZM66 113V114H65ZM71 113V114H70ZM92 113V114H91ZM95 113V114H94ZM100 113V114H99ZM106 113H109V114H106ZM113 113H114V115H116L115 117H114V115H113ZM119 113V115H117ZM129 113V114H128ZM170 113V114H169ZM178 113V119H176V114ZM249 113V114H248ZM250 113H251V117H250ZM23 114V115H22ZM26 114V115H25ZM32 116H31V115ZM35 114V115H34ZM69 114V115H68ZM74 114H75V116H74ZM98 114V115H97ZM130 114L131 115H133V116H130ZM174 114L176 115V116H174ZM182 114V113H181ZM30 115V116H29ZM39 116V117H37V116ZM44 115V116H43ZM49 115V116H48ZM53 115V116H52ZM57 115V116H56ZM63 115H64V117H63ZM73 117H72V116ZM77 115H79V116H77ZM84 115V116H83ZM104 115V116H103ZM113 115V116H112ZM125 115H127V116H125ZM25 118H24V117ZM82 116V117H81ZM90 116V117H89ZM121 116V117H120ZM137 118V121H136V119H135V117ZM138 116V117H137ZM169 116L173 119V117L177 120H173V122H172V120L171 119H167V118H169ZM205 117V118H203V117ZM34 117H36V119L34 120ZM43 117V118H42ZM53 117V118H52ZM66 117H71L70 119L68 118H66ZM81 117V118H80ZM86 117V118H85ZM90 118L89 120H87L88 118ZM119 117V118H118ZM125 117V118H124ZM128 117V118H127ZM131 117H133L132 119H131ZM140 117V118H139ZM247 117H248V119H247ZM254 117V118H253ZM257 117V118H256ZM9 118V119H8ZM13 120V121H11V119ZM46 118V119H45ZM74 118V119H73ZM252 118V119H251ZM24 119V120H23ZM26 119V120H25ZM60 119V120H59ZM77 119V120H76ZM108 119V120H107ZM126 119H129V120H126ZM208 119H209V122L211 121V120H215V121H213V122H210V124H213L212 125V127H214V128H212V129H214V130H210V124H209V122H208V124H206L207 123V121H208ZM4 120V121H3ZM6 120H10V121H7L6 122ZM19 120V121H18ZM34 120V121H33ZM40 122H39V121ZM61 121V123H56L57 121ZM65 120V121H64ZM69 120V121H68ZM73 120V121H72ZM85 120V121H84ZM125 120V121H124ZM179 120V121H178ZM251 120V123L249 124L248 122ZM38 121V122H37ZM43 121V122H42ZM45 121V122H44ZM53 121V122H52ZM54 121H56V122H54ZM66 122V123H63V122ZM95 121V122H94ZM129 121L130 122H132V123H129ZM135 121V122H134ZM244 121V122H243ZM12 124H11V123ZM30 122H32L31 124H30ZM37 122V123H36ZM68 122V123H67ZM89 122V123H88ZM176 122V123H175ZM180 122L182 123V124H184V126L181 124V128H177L176 126H175V124L176 125H178V127L180 126L179 124H180ZM8 123V124H7ZM17 125H15V124ZM24 123V124H23ZM42 123V124H41ZM46 125V126H48V127H50L49 128V130H48V127L46 128V126H45V128L44 129H42L44 126V124ZM47 123V124H46ZM53 123H55V124H53ZM71 123H73L72 125H71ZM81 123V124H80ZM113 123V124H112ZM119 123V124H118ZM135 123H137V124H135ZM170 125H169V124ZM173 125H172V124ZM179 123V124H178ZM203 123H205V124H203ZM236 123V124H235ZM28 124H30V125H28ZM34 124V125H33ZM38 124H40L39 126H38ZM50 124V125H49ZM57 124L59 125V127L57 126ZM107 124V125H106ZM114 124H117V125H114ZM131 125V127H129L130 125ZM144 124V126H142ZM168 124V128H170L169 129V131L167 130V125ZM14 125H15V127H17V128H15L14 127ZM33 125V126H32ZM63 125V128L61 127ZM68 125V126H67ZM74 125V126H73ZM94 125V126H93ZM129 125V126H128ZM133 125H134V127H133ZM135 125H137V127L135 126ZM172 125V126H171ZM202 125H204V126H202ZM14 127V129H13V127ZM31 128H30V127ZM55 126H57V128H59V129H57ZM65 126H67V127H65ZM70 126H72V128L70 129V128H68V127H70ZM108 126V127H107ZM115 128H114V127ZM117 126V127H116ZM119 126V127H118ZM174 126H175V129H173L174 128ZM208 126H210V127H208ZM20 127V128H19ZM25 127V128H24ZM40 127V129H38ZM79 127V128H78ZM82 127V128H81ZM107 127V128H106ZM112 127V128H111ZM129 127V128H128ZM140 127V128H139ZM172 127V128H171ZM183 127V128H182ZM208 127V128H207ZM3 128V129H2ZM21 130L20 131V133H19V129ZM34 128V129H33ZM39 130V132H38V130ZM56 128V129H55ZM80 128H81V130H80ZM92 128V129H91ZM116 128H117V130H116ZM122 128V129H121ZM124 128V129H123ZM127 128H128V130H129V132H128V130H127ZM135 128H137L138 129V132L140 131V133H138L137 134V132L135 133ZM176 128H177V130L179 129H181L179 132H177V130H176ZM262 130H261V129ZM5 129V130H4ZM6 129H11V130H6ZM25 129H27V130H25ZM65 131H64V130ZM69 129L72 131V132H70L69 131ZM86 129V130H85ZM109 129H111V130H109ZM136 129V130H137ZM174 131H176V134H174V135H177L176 137L175 136H173V134H172V131L173 130ZM182 129L184 130V132L182 131ZM230 129V130H229ZM15 130V131H14ZM43 130V131H42ZM48 131V132H50L49 134L47 133V132H45V131ZM52 130V131H51ZM60 130V131H59ZM63 130V131H62ZM81 132H80V131ZM89 130V131H88ZM97 130V131H96ZM115 131L116 130V132H122V133H124V134H126L127 135V137H130L132 134H134L135 133V135H139L140 137H139V139H140V141H138V142H136L137 143V145H136V143H133V144H131V145H133V147H135V145L136 146H139V144H140V148H136V149H142L141 151H143L144 149V151H143V153L146 155V156H148V154L150 153V151L153 149V151L155 150H157V152L158 151H162V147L163 146H165V144H166V152H168L169 150L171 151H173L174 149L176 150V151H180V148H181V145L182 146H184V148H185V146L186 145H188L187 144V142H188V140L189 139H191L190 141H191V143L192 144H190L189 146H188V149H190L191 148V146H192V148L190 149V150H192V151H194V153H192V152H189L188 153V159H189V162H190V160L191 161H193V162H195V159H197L196 157H195V155L196 156H198L199 158H200V156H201V158H200V160L203 158V159H206V160H204V161H208V162H206L205 164H203L202 166L203 167H208V168H206L205 170H207L208 172H209V175H208V177H210L209 178V180H212L213 181V185H220L221 187H222V185H223V187L225 188V190L227 191V193H228V201L226 200V203H225V205H226V207L227 208H235L236 210H237V214H239L241 217H245L246 218V222H245V225H241L240 223H234V224H237V225H234L233 224V226H232V224H231V222H228L229 221V218H228V215H229V212H224L221 208H219V207H217V206H208L211 210H205L204 208H203V204L201 203L200 204V207H197V206H199V204H197V203H199L200 202V200H199V197L197 196H195V193H193L194 191L193 190H189V189H193V187H196V186H198V185H203L204 186V188H206V187H208V184H207V182H206V180L204 179V180H202L201 182L199 181V182H197V183H194V182H191V183H186L185 185V187H182V186H178V185H172L171 183H169V182H167V180H166V182H164V179L162 180L161 178L159 179V178H155L154 176H152L150 173H148V171H145V170H143V169H141V167L140 166H138L139 168V170L138 169H136V166L134 167L135 169H133L132 168V166H129V161H127L128 160V158L126 159V161H127V163H125L126 161H125V157L124 156H126V155H122V154H119V156H120V158H119V156L117 157V154H118V152L117 153H115V152H113V151H111V152H99L98 150L97 151H95V150H93V149H91V150H89L90 152H88V154H87V157H86V160H85V163L87 164V165H85V163L83 164V162H76V160H75V162H73L74 164V166H75V168H74V166L73 165H71V167L70 166H65V169H64V167H62V169L60 170V171H57L56 173L57 174H55V172H52V171H49V172H47V171H45L44 172V163H46L45 161L47 160H50V161H52V160H54V158H58L59 157V154L61 155V153H62V151H63V149H64V151H65V153H66V151H70V152H74V151H77V147H78V143L80 144L79 146L82 148V150H86L87 148H86V145L88 144V142H87V139L89 138V137H92V136H94L95 134H97V132H99L100 131V133H103V132H105V131ZM122 130V131H121ZM148 132H147V131ZM229 130V131H228ZM250 130H252V129H250ZM2 131V132H1ZM10 131V132H9ZM12 131H14V133L12 132ZM29 131V132H28ZM33 131V132H32ZM69 131V132H68ZM84 131V132H83ZM85 131H86V133H85ZM125 131H127L128 132V134H129V136H128V134H127V132H125ZM162 131V133L160 134V132ZM171 131V132H170ZM181 131L183 132V133H181ZM213 131H215V132H213ZM5 132H7V133H5ZM18 132V133H17ZM24 132V133H23ZM31 132V133H30ZM53 132V133H52ZM57 132V133H56ZM65 133L66 132V134H63L62 136H61V134L62 133ZM131 132V133H130ZM132 132H134V133H132ZM170 132V133H169ZM214 134H213V133ZM234 132V133H233ZM5 133V134H4ZM16 133H17V135H16ZM26 133V134H25ZM27 133H29V134H27ZM41 133V134H40ZM61 133V134H60ZM79 133H81V135L79 134ZM146 133V134H145ZM164 133V134H163ZM15 134V135H14ZM33 134L35 135V136H33ZM40 136H39V135ZM59 134V135H58ZM68 134V135H67ZM82 134H85V136L84 135H82ZM89 134V136L87 137V135ZM93 134V135H92ZM121 134V133H120ZM131 134V135H130ZM150 134V135H149ZM157 134H158V136H157ZM160 134V135H159ZM166 134V135H165ZM170 134L173 136V137H175V138H173L172 136V138L173 139H175V141L173 140L172 141V138L170 137ZM180 134V137H179V139L177 138L178 137V135ZM182 134V135H181ZM184 134H186V133H184ZM232 134V135H231ZM235 134V136H233ZM9 137H8V136ZM21 135H23V136H21ZM24 135H26V136H24ZM45 137H44V136ZM54 135H58L59 136V138H58V136H54ZM146 137H145V136ZM150 137H149V136ZM155 135L157 136V139H156V137H155ZM162 135H164V136H162ZM169 135V136H168ZM213 135V136H212ZM250 135V137H252ZM10 136H12V138L10 139ZM22 138H21V137ZM29 136H30V139H29ZM33 136V137H32ZM52 138H51V137ZM73 136V137H72ZM145 138H144V137ZM161 136H162V138H161ZM182 136V137H181ZM203 136V137H202ZM215 136V137H214ZM32 137V138H31ZM38 137L40 138V137H43L42 139L43 140H41V139H38ZM55 137V138H54ZM116 137V136H115ZM120 137H122V135H120V136H118L117 138H119L118 140L120 141L121 140V138ZM141 137H142V139H141ZM160 137V138H159ZM202 137V138H201ZM213 137V138H212ZM249 137V136H248ZM250 137L248 138V139H250ZM51 138V139H50ZM71 138V139H70ZM75 138V139H74ZM77 138V139H76ZM78 138H79V140H78ZM148 138V139H147ZM166 138H169V139H167L166 140ZM7 139V140H6ZM14 139V140H13ZM20 139V140H19ZM26 139V140H25ZM28 139H29V142H28ZM35 139H36V141H35ZM47 139H49V140H51V141H49V140H47ZM53 139H55V140H57L56 142H54L55 140H53ZM62 139V140H61ZM65 139V140H64ZM123 139V138H122ZM149 141H147V140ZM178 139V140H177ZM206 139V140H205ZM11 142V143H14V144H9V141ZM18 140V141H17ZM23 140H25V142L23 141ZM45 140H47L46 142H48L47 143V145L45 146V144H46V142H45ZM60 140H61V142H60ZM73 140H78V141H73ZM118 141L117 139H113L112 141ZM144 140V141H143ZM153 140V141H152ZM166 140V141H165ZM180 140V141H179ZM6 141H7V143H6ZM14 141V142H13ZM15 141H17V142H15ZM31 141H32V143H31ZM65 141V142H64ZM72 143H71V142ZM80 141V142H79ZM83 141H85V142H83ZM124 141H127L125 138H124ZM128 141H130V140H128ZM151 141V142H150ZM155 141H157V142H155ZM163 141H165V142H163ZM176 141H178V143L176 142ZM186 141V142H185ZM4 142V143H3ZM25 144H24V143ZM37 142H41V143H37ZM53 142V143H52ZM61 143V145H60V143ZM63 142H64V144H63ZM67 142H69V143H67ZM122 142V141H121ZM131 142V141H130ZM130 142H128L129 144H130ZM167 142V143H166ZM173 142V143H172ZM34 143V144H33ZM36 143V144H35ZM51 143L53 144V145H51ZM55 143V144H54ZM58 143V145H56ZM127 143V146H131V145H129ZM132 143V142H131ZM149 145H148V144ZM153 143V144H152ZM161 143V144H160ZM164 145H163V144ZM171 143H172V145H174L175 144V147L173 148V146L171 145ZM176 143H177V145H176ZM182 143V144H181ZM197 143H198V145H197ZM8 144V145H7ZM31 144V145H30ZM37 144H39L38 146H39V148H36V147H38L37 146ZM43 144H44V146H43ZM50 145V148H49V145ZM66 144H68V146L66 145ZM145 144V145H144ZM170 144V145H169ZM207 144V145H206ZM12 145V146H11ZM16 145V146H15ZM34 145V146H33ZM64 145V146H63ZM75 145H77L76 147H75ZM167 145H169V146H172V147H169V148H171V149H169L168 148V146ZM180 145V146H179ZM196 147H194V146ZM9 146V148H7ZM12 148H11V147ZM55 146V147H54ZM71 147V149H69V148H67V147ZM85 146V147H84ZM144 146V147H143ZM154 146H156V147H154ZM177 146V147H176ZM210 146V147H209ZM264 146V145H263ZM45 147V148H44ZM60 147H62L61 149H60ZM65 147V148H64ZM72 147H74V148H76V150L74 149V148H72ZM80 147H78V149H81ZM158 147V148H157ZM180 147V148H179ZM202 147V148H201ZM53 150H52V149ZM147 148V149H146ZM151 148V149H150ZM167 148H168V150H167ZM195 150H194V149ZM55 149V150H54ZM65 149H67V150H65ZM88 149H90V148H88ZM177 149H179V150H177ZM198 149H200V150H198ZM207 149V150H206ZM40 150H42V153H41V151ZM59 150H60V152H59ZM147 150L149 151L148 153H147ZM25 151V152H24ZM92 151V152H91ZM94 151H95V153H94ZM153 151H151V155H150V157L149 158H151V156L154 154V152ZM164 151V150H163ZM169 151V152H170ZM250 151V152H249ZM59 152V153H58ZM98 152V153H97ZM202 152L203 153H206L204 156H203V154H202ZM252 152V153H251ZM21 153V154H20ZM25 153H26V155H25ZM35 153V154H34ZM89 153H90V155H89ZM94 153V154H93ZM101 153V154H100ZM161 153V152H160ZM201 153V154H200ZM51 154V155H50ZM58 154V155H57ZM94 155V157L95 156H97V154H100L98 157H97V159H98V161L99 162H95V161H97V160H95L94 159V157H93V155ZM233 154V155H232ZM256 154L257 155H259V157H257L256 156ZM8 155V156H7ZM57 156V157H55V156ZM91 157V155H92V157L93 158H89V156ZM159 155V154H158ZM156 156L157 157V159H158V157H160L162 154H160L159 156ZM200 155V156H199ZM232 155V156H231ZM237 155H240V157L239 156H237ZM261 155V156H260ZM10 156V157H9ZM23 156V157H22ZM40 156H42V157H40ZM49 156V157H48ZM203 156V157H202ZM242 156V157H241ZM252 156V157H251ZM2 157V158H1ZM4 157L6 158L7 157V159H4ZM48 157V158H47ZM121 157H123V158H121ZM237 157H238V159H241V160H239V161H237V160H235V159H237ZM44 158V161L42 160ZM45 158H47V159H45ZM88 158V159H87ZM96 158V157H95ZM117 158H119V159H117ZM262 158V159H261ZM92 159H93V162H92ZM122 159V160H121ZM123 159H124V163H123ZM210 159V160H209ZM226 159H229V160H227L226 161ZM89 160V161H88ZM40 161V162H39ZM115 161H117V162H115ZM118 161H120V162H118ZM260 161V162H259ZM2 162V163H1ZM121 162L123 163L122 165H120L121 164ZM214 162V163H213ZM254 162V163H253ZM259 162V163H258ZM4 163V164H3ZM78 163V164H77ZM79 163L80 164H82V166L81 165H79ZM119 165H118V164ZM191 163V162H190ZM256 163V164H255ZM42 166H41V165ZM108 164H112L111 166H112V168H111V170H108L107 168H105L106 167V165H108ZM128 164V165H127ZM5 165V166H4ZM83 165L86 167H83ZM116 165V166H115ZM127 165V166H126ZM225 165V166H224ZM41 166V167H40ZM89 166V167H88ZM91 166H92V168H91ZM126 166V167H125ZM67 167H68V169H69V171L67 170ZM71 168V170H70V168ZM83 167V169H81ZM121 167H123V168H121ZM130 167V168H129ZM31 170H30V169ZM74 168V169H73ZM126 168V169H125ZM132 168V169H131ZM148 168V167H147ZM37 169V170H36ZM76 169V170H75ZM78 169V170H77ZM130 170V171H128V170ZM28 170H30V171H28ZM35 170V171H34ZM88 170V171H87ZM118 170V171H117ZM121 171V173H122V176H121V174H119L120 173V171ZM125 170H126V172H125ZM132 170V171H131ZM141 170V171H140ZM11 171H12V173H11ZM99 171V172H98ZM139 171H140V173H139ZM224 171V172H223ZM39 172H41V173H39ZM43 172V173H42ZM52 172V173H51ZM60 172H62V173H60ZM94 172V173H93ZM223 172V173H222ZM7 173V174H6ZM9 173V174H8ZM29 173V174H28ZM93 173V174H92ZM116 173V174H115ZM125 173H126V175H125ZM139 173V175L140 176H142L143 174V177H145V179L143 178V177H137L138 174ZM141 173H143L142 175H141ZM207 173V172H206ZM221 173V174H220ZM37 174V175H36ZM49 174V176L50 177H48L47 178V175ZM58 174H59V177L60 178H58ZM88 174V175H87ZM119 174V175H118ZM150 174V175H149ZM6 175H8V176H6ZM40 175V176H39ZM115 177H114V176ZM120 177V179L117 177ZM134 177H132V176ZM214 175H216V176H214ZM217 175H219V176H217ZM224 175V176H223ZM52 176H54V177H52ZM72 176H73V178H72ZM95 176H97V177H95ZM130 177V178H128V177ZM222 176V177H221ZM28 177V178H27ZM34 177V178H33ZM40 177V178H39ZM91 177V178H90ZM54 178H57L56 180L54 179ZM68 178V179H67ZM82 178V179H81ZM94 178V179H93ZM131 178H133V179H131ZM136 178V179H135ZM138 178V179H137ZM144 180H143V179ZM216 178V179H215ZM224 178V179H223ZM43 179H45V180H49L48 182L47 181H44ZM66 179V180H69V181H64V180ZM73 179V180H72ZM88 179V180H87ZM128 179H130V180H128ZM219 179V180H218ZM39 180V181H38ZM84 180V181H83ZM95 180V181H94ZM115 180V181H114ZM124 180V181H123ZM127 180V182H128V184H127V182H125ZM132 180V181H131ZM136 180V181H135ZM139 180H141V181H139ZM230 180H231V182H230ZM33 181V182H32ZM53 181V182H52ZM57 181V182H56ZM72 181H73V183L75 184L74 186H72ZM89 181H91V182H89ZM110 181V182H109ZM119 181V182H118ZM129 181H131V182H129ZM155 181V182H154ZM222 181H224V182H222ZM226 181V182H225ZM236 181V182H235ZM46 182V183H45ZM69 182H70V185H69ZM79 182H80V186H82V184H83V186H84V183H85V185L87 186V185H89V183H91V185H89V186H87V188H89L88 189V191H87V188H86V196H88V193L90 192L91 194L92 193H94V194H90L89 193V195H91V196H88V197H84V200H85V198H86V200H88L89 202L91 201L90 200V198L92 199V200H95V201H97V202H100V204L101 203H104V204H106L107 203V205H109V207L111 208V209H113V210H115L114 212H116V213H118L117 215L112 211V210H110V208L108 207V206H106V205H103V204H101V205H103L105 208H109V211H110V214L112 215V216H114L115 217V219H117V217L119 216V219H122V220H119V219H117V221H120V223H121V221L123 222V226H125V224H126V226L124 227V229L125 230H127L126 232H127V234H125L126 232L123 230V228H122V223H121V225H120V223H119V226H117L118 228H120V229H118L116 226H114V225H112V227L115 229V227H116V229H115V232L114 233H117V234H115L116 235V240H117V243L119 242V244L118 245H121V246H119L120 247V249L121 250H118V252L117 253H115V255H114V253L112 254L110 251H108L109 249H111V247H110V243L109 244H107V248L106 247H101L100 246V248L98 247V249L96 250V248H95V250L94 249H92V248H89V249H86L87 248V244L85 243L86 242V240L85 241H82V239L84 240V237H83V235L81 236L80 234H81V232H82V215H80V214H82V212L81 211H83L82 210V205H81V202L78 200V195H77V192H73V191H75L76 189H72V188H74V187H76V186H78V187H80L79 186ZM84 182V183H83ZM89 182V183H88ZM115 182H117V183H115ZM121 182H123L124 184H122ZM146 182H148V183H146ZM218 182V183H217ZM222 182V183H221ZM42 183H45V184H42ZM57 183V184H56ZM132 185H131V184ZM138 183H140L139 184V186H137L138 185ZM163 183V184H162ZM167 183V185L169 184V186H168V188L167 187H165L166 184ZM225 183V184H224ZM66 184H68V185H66ZM115 184H117V186L115 185ZM120 184H122V185H120ZM188 184V185H187ZM222 184V185H221ZM235 184H238V185H235ZM108 185H110V186H108ZM165 185V186H164ZM191 185V186H190ZM64 186V187H63ZM108 186V187H107ZM121 186V187H120ZM123 186V187H122ZM229 186V187H228ZM66 187V188H65ZM67 187H69L70 189H69V191H68V189H67ZM117 187L120 189H117ZM190 187V188H189ZM220 187V188H221ZM24 188V189H23ZM109 188V189H108ZM114 190H113V189ZM148 188V189H147ZM164 188H165V190H164ZM180 188V189H179ZM187 188V189H186ZM231 189V191H230V189ZM111 189V190H110ZM127 189V190H126ZM133 189V190H132ZM170 189H172V190H170ZM176 189V190H175ZM184 189V190H183ZM187 191H186V190ZM18 190V191H17ZM72 190V191H71ZM106 190V191H105ZM116 190V191H115ZM119 190V191H118ZM131 190V191H130ZM137 190H139V192L137 191ZM150 190H152L151 192H150ZM167 190V191H166ZM170 190V191H169ZM18 193H17V192ZM36 193H35V192ZM41 191V192H40ZM101 194H99L98 192ZM109 191H111V192H109ZM137 191V193L139 194H137V193H135ZM141 191V192H140ZM173 191V193H171ZM176 191V193H174ZM192 191V192H191ZM238 191V192H237ZM16 192V193H15ZM55 192V193H54ZM72 192V193H71ZM108 192V193H107ZM233 193V194H231V193ZM235 192H237V193H235ZM8 193V194H7ZM15 193V194H14ZM68 193V194H67ZM70 193V194H69ZM76 193V194H75ZM96 193H98V194H96ZM119 193V194H118ZM126 193L128 194V193H132L131 195H126ZM184 193H190V194H187V196L184 194ZM16 194H18V195H16ZM37 194H39V195H37ZM71 194L72 195H74V196H71ZM133 194H137L138 196H139V198H137L138 199V204L140 203V201L141 200H139V199H143V201H141V205L139 204H137V203H135V204H137L136 206H135V204H134V198H136V196L134 195L133 196ZM153 194H155L156 196H153ZM162 194H163V196H162ZM166 194V195H165ZM173 194H175L174 195V197L172 196ZM236 194V195H235ZM238 194V195H237ZM11 195V196H10ZM35 197H34V196ZM94 195H98V197H99V199H97L98 197L97 196H94ZM116 195V196H115ZM146 195V196H145ZM170 195H171V197H170ZM181 195V196H180ZM189 195V196H188ZM192 195V196H191ZM19 196H21V199L19 198ZM52 196V197H51ZM127 196V197H126ZM132 198H131V197ZM151 196L153 197V198H155V200H153V198H151ZM165 196V197H164ZM178 196H179V198H178ZM183 196V197H182ZM262 196V197H261ZM72 197V198H71ZM157 197H159V198H157ZM164 197V198H163ZM176 197V198H175ZM182 197V198H181ZM188 197V198H187ZM238 197H240V198H238ZM12 198H10V199H12ZM19 198V199H18ZM35 198H36V200H37V198H38V200L36 201L35 200ZM43 198V199H42ZM56 198V199H55ZM75 198V199H74ZM118 198V199H117ZM122 198H123V200H122ZM162 198V199H161ZM167 198V199H166ZM170 198H172V199H170ZM174 198V199H173ZM13 199H12V201H13ZM17 199V200H16ZM72 199V200H71ZM144 199H145V201H144ZM169 199V200H168ZM178 199H180V200H178ZM186 199V200H185ZM188 199V200H187ZM229 199H231V200H233V202L231 201V200H229ZM75 200V201H74ZM150 200H153V201H150ZM164 200L167 202L168 201V206H167V204H166V202H164ZM172 200V201H171ZM182 200V201H181ZM242 200V201H241ZM17 201H20L19 203L17 202ZM32 201V202H31ZM43 201V203H40V202H42ZM45 201V202H44ZM161 201V202H160ZM171 201V202H170ZM175 201V202H174ZM2 202V203H1ZM28 202V203H27ZM31 202V203H30ZM35 202V203H34ZM37 202V203H36ZM76 202V203H75ZM79 202V203H78ZM145 202V203H144ZM148 202V203H147ZM150 202H151V204H150ZM162 202H163V204H162ZM172 203V204H170V203ZM180 202V203H179ZM202 202V201H201ZM209 203H211L210 201H208ZM228 202V203H227ZM13 203L15 204V207L13 206ZM39 203V204H38ZM57 203V204H56ZM132 203V204H131ZM148 205H147V204ZM161 204L163 207L162 208H164V210H163V212H167V213H169V215L168 216H170L172 213H174V211H176V212H179V213H176L175 212V214H173V215H171V218H170V221L168 220L169 218H168V216H165V214L164 213H162V214H159V213H161L162 211H160V210H162V208L161 207H157L158 206V204ZM175 203V206L173 205ZM176 203H178V204H176ZM185 203V204H184ZM251 203V204H250ZM2 204V205H1ZM18 204V206H16ZM20 204V205H19ZM30 204V205H29ZM37 204H38V207H37ZM134 204V205H133ZM146 204V205H145ZM155 204V205H154ZM159 204V206H161ZM169 204H170V206H169ZM180 204V205H179ZM182 204H184L183 206H182ZM186 204H187V206H186ZM194 204V205H193ZM250 204V205H249ZM257 204V205H256ZM43 205V206H42ZM66 205V206H65ZM79 205V206H78ZM81 205V206H80ZM178 205V206H177ZM233 205V206H232ZM35 206V207H34ZM136 208H135V207ZM173 206V207H172ZM181 206V207H180ZM188 206L190 207V209L188 208ZM194 206L195 207H197V209L196 208H194ZM257 206H259L260 207V209L257 207ZM12 207V208H11ZM78 207V208H77ZM102 207V206H101ZM158 208V211H160L158 214L160 215V216H158V214H157V208ZM185 207V208H184ZM218 209H217V208ZM16 208V209H15ZM39 208L40 210H37V209ZM107 208V209H108ZM139 208V209H138ZM153 208H154V210H153ZM170 208V209H169ZM175 209V210H173V209ZM176 208H177V210H176ZM182 208H184L185 210H183V211H181L182 210ZM192 208H194V209H196V210H193ZM199 208V209H198ZM203 210V215H208V216H206V217H208V219L204 216H200L199 217V215H201L202 213H200L199 212V210L201 211V209ZM2 209V210H1ZM4 209V210H3ZM18 209V210H17ZM44 209V210H43ZM52 209V210H51ZM54 209V210H53ZM65 209V210H64ZM131 209V210H130ZM168 209V211H170V212H168V211H166ZM179 209V210H178ZM181 209V210H180ZM216 209V210H215ZM255 209H257V210H255ZM80 210V211H79ZM132 210H136V214H134L133 213V211ZM145 210V211H144ZM148 210V211H147ZM186 210L188 211L187 213H185L186 212ZM260 210V211H259ZM16 211H19V212H17L16 213ZM31 211V212H30ZM52 211V212H51ZM130 211V212H129ZM138 211V212H137ZM156 214H153V212ZM185 211V212H184ZM190 211L191 212H193L192 214L193 215H190L191 213H190ZM196 211V212H195ZM204 211H206L205 213H204ZM210 211V212H209ZM219 211V212H218ZM256 211H258V212H256ZM66 212V213H65ZM74 212V213H73ZM79 212H81V213H79ZM84 212H86L85 210H84ZM83 212V215H85L86 213H84ZM106 212V211H105ZM114 214H113V213ZM123 212H125V213H123ZM135 212V211H134ZM181 212V213H180ZM51 213H54V215L52 214V217L50 216V214ZM55 213H57V214H55ZM78 213V214H77ZM129 213H133V214H129ZM138 213H139V215H138ZM140 213H141V215H140ZM145 213V214H144ZM149 213V214H148ZM171 213V214H170ZM184 213V214H183ZM196 213H200L199 215L198 214H196ZM212 213V214H211ZM260 213V214H259ZM17 214V215H16ZM25 214V215H24ZM87 214H89V212H87ZM152 214L154 215V216H156L157 217V221H155L156 220V218H154V216H152ZM177 214V215H176ZM178 214H180L179 216H178ZM181 214H183L184 216H185V218L187 217L188 219H187V222H186V224H185V228L186 229H184V227L183 228H181V224H182V222H185V220L186 219H184V217L181 215ZM196 214V215H195ZM1 215H2V217H1ZM14 215H16V216H14ZM48 215V216H47ZM55 215H57L56 217H55ZM90 215H91V217H92V219L94 218V219H96V215L95 214H89V217H90ZM161 215H164L163 216V219H162V216ZM174 215H176L177 217H176V219H175V216ZM194 215H195V217H194ZM213 215V216H212ZM22 216H23V218H22ZM102 216V215H101ZM38 219H37V218ZM49 217V218H48ZM78 217H80L81 219H79ZM90 217V218H91ZM99 217L100 216H97V218L99 219ZM103 217V216H102ZM121 217V218H120ZM149 217H151V218H149ZM161 217V219H158V218H160ZM166 217V218H165ZM173 217V218H172ZM182 217H183V219L184 220H182ZM198 217H199V219H198ZM225 217H227L226 219H225ZM76 218H77V220H76ZM145 218H148V219H145ZM168 218V219H167ZM193 218V219H192ZM195 218H197L196 220H195ZM202 218V219H201ZM263 218V219H262ZM4 219V220H3ZM34 219H35V221H34ZM97 219V220H98ZM123 219H124V221H123ZM141 219H142V221H141ZM150 219V220H149ZM155 221L156 223H153V221ZM164 219H167V221L165 220L164 222H166L163 226H162V224L164 223L163 222V220ZM175 219V220H174ZM178 219H179V221H178ZM201 219V221H199ZM205 219H207L206 220V222H204V220ZM227 219H228V221H227ZM261 219H262V221H261ZM37 220H43V222L41 221V223H42V227H41V230H44L45 231V241L43 240V239H40L39 238V236H38V228H36V221ZM79 220V221H78ZM100 220V219H99ZM146 220H147V223H146ZM159 220H162V221H160L159 222ZM171 220H172V222H174L175 223V221H177L175 224H173L172 222H171ZM180 220H182V222L179 224V222H180ZM138 221V222H137ZM140 221V222H139ZM195 221V222H194ZM216 221V222H215ZM225 223H224V222ZM227 221V222H226ZM34 222H35V224H34ZM125 222H127L129 225H131V227L130 228H133V229H130L129 227H127V223H125ZM142 222V223H141ZM149 222H150V224H149ZM159 222V223H158ZM168 222H170L169 223V226H168ZM192 222V223H191ZM204 222V223H203ZM208 222V223H207ZM219 222V223H218ZM260 222H262V224L260 223ZM40 223V224H41ZM144 223V224H143ZM146 223V224H145ZM172 223V224H171ZM207 223V224H206ZM218 223V224H217ZM223 223V224H222ZM231 225H230V224ZM148 224V225H147ZM160 224V225H159ZM210 224V225H209ZM226 224V226H224ZM240 224V225H239ZM76 225H77V227H76ZM81 227V228H78L79 226ZM144 225V226H143ZM145 225H147L146 227H145ZM150 225H151V227H150ZM157 225H159V227L157 226ZM191 225V226H190ZM198 225V226H197ZM209 227H208V226ZM219 225V226H218ZM221 225V226H220ZM228 225H229V228H228ZM155 226H157V228L155 227ZM161 226V227H160ZM188 226V227H187ZM197 226V227H196ZM200 226V227H199ZM235 226V227H234ZM241 226V228H239ZM137 227V228H136ZM194 229H193V228ZM206 227H207V229H206ZM227 227L228 228V231L225 229V228ZM258 227V228H257ZM261 227V228H260ZM134 228H136V229H134ZM146 228V229H145ZM168 228V229H167ZM177 228V229H176ZM188 228V229H187ZM201 228V229H200ZM223 228V229H222ZM238 228H239V230H238ZM79 230L78 232H77V230ZM129 229V230H128ZM181 229V230H180ZM183 229V230H182ZM199 229V230H198ZM215 229V230H214ZM231 229V230H230ZM236 229H237V231H236ZM251 229V230H250ZM259 229V230H258ZM75 230H76V232H75ZM117 230V231H116ZM133 232H132V231ZM163 232H161V231ZM167 230H169V231H167ZM261 230H263V231H261ZM147 231H149V232H147ZM151 231V232H150ZM176 231V232H175ZM191 231V232H190ZM201 231V232H200ZM232 231V232H231ZM233 231H234V233H233ZM235 231H236V234H235ZM121 232H122V236H121ZM138 234H137V233ZM153 232V233H152ZM155 232V233H154ZM161 232V233H160ZM167 232V233H166ZM169 232V233H168ZM171 232V233H170ZM178 232V233H177ZM190 233V234H188V233ZM197 232V233H196ZM208 232V233H207ZM215 232V233H214ZM237 232H238V234H243V237L239 240V241H237V240H235L234 239V237H235V235H237ZM239 232H241V233H239ZM83 233V232H82ZM124 233V234H123ZM140 233V234H139ZM152 233V234H151ZM158 233V234H157ZM161 235H160V234ZM76 234L78 235V236H80V237H78V238H76L77 236H76ZM120 234V235H119ZM135 236H134V235ZM142 234H143V236H142ZM167 234H169V235H167ZM179 234V235H178ZM186 234V235H185ZM26 235V236H25ZM37 235V236H36ZM75 235V236H74ZM124 235V236H123ZM131 235V236H130ZM148 235H149V237H148ZM189 235V236H188ZM213 235V236H212ZM232 237H231V236ZM9 237V238H7V237ZM119 236H121V238L119 237ZM126 236V237H125ZM134 238H133V237ZM139 236V237H138ZM142 236V237H141ZM147 236V237H146ZM159 236V237H158ZM161 236V237H160ZM172 236V237H171ZM179 236V238H177ZM185 236V237H184ZM201 236V237H200ZM227 236H230L229 238L227 237ZM234 236V237H233ZM82 237V238H81ZM117 237H118V239H117ZM123 237V238H122ZM155 237V238H154ZM158 237V238H157ZM163 237V238H162ZM183 237V238H182ZM227 237V238H226ZM28 238V239H27ZM39 238V239H38ZM125 238H127L126 240H125ZM141 238V239H140ZM167 238V239H166ZM193 238V239H192ZM200 238V239H199ZM207 238V239H206ZM210 238V239H209ZM260 238V241L258 240ZM9 239V240H8ZM19 239V240H18ZM75 239H77V240H75ZM80 239V243L78 242V240ZM121 239H123V240H120ZM132 239V240H131ZM145 239V240H144ZM160 241H159V240ZM184 239V240H183ZM192 241H191V240ZM231 241V242H233V240H234V242L231 244V242L229 241V240ZM242 239H244V240H242ZM253 239V240H252ZM157 240V241H156ZM162 240V241H161ZM164 240L166 241V242H164ZM168 240V241H167ZM179 240V241H178ZM201 240V241H200ZM213 240V241H212ZM216 240V241H215ZM221 240V241H220ZM227 240V241H226ZM122 241H124V244H123V242ZM143 241V242H142ZM190 241V242H189ZM206 243H205V242ZM218 241V242H217ZM255 241V242H254ZM259 241V242H258ZM79 244H78V243ZM83 242V243H82ZM120 242H122V243H120ZM134 242V243H133ZM163 242V243H162ZM179 242V243H178ZM185 242H187V243H185ZM193 242V243H192ZM203 242V243H202ZM212 242V243H211ZM224 242V243H223ZM227 242V243H226ZM236 242V243H235ZM237 242H239V244L241 245V246H239V244L237 243ZM78 245H77V244ZM85 243V244H84ZM127 243V244H126ZM142 243V244H141ZM165 243V244H164ZM181 243H183V245L181 244ZM188 243H191V244H188ZM214 243V244H213ZM219 243V244H218ZM242 243V244H241ZM259 245H258V244ZM15 244H17V245H15ZM81 244H83V245H86V246H84L85 247V249H84V247H83V245L81 246ZM157 244V245H156ZM162 244V245H161ZM212 246H211V245ZM222 244H224V245H222ZM237 244V245H236ZM261 244V245H260ZM9 245H11V247L9 246ZM80 245V246H79ZM109 245V246H108ZM124 245V246H123ZM125 245H126V247H125ZM168 245V246H167ZM171 245V246H170ZM192 245V246H191ZM209 245V246H208ZM221 245V246H220ZM227 245H230L229 246V248H228V246ZM234 245H235V247H234ZM14 246H16V247H14ZM21 246V247H20ZM152 246V247H151ZM176 246V247H175ZM181 246V247H180ZM219 246H220V248H219ZM222 246H223V248H222ZM227 246V247H226ZM239 248H238V247ZM258 246H259V248H258ZM8 247H9V251H6V250H8ZM13 247H14V249H13ZM77 247H79V248H77ZM109 247V248H108ZM122 247V248H121ZM137 247V248H136ZM152 249H151V248ZM154 247V248H153ZM171 247H172V249H171ZM179 247V248H178ZM188 249H187V248ZM197 247V248H196ZM216 247V248H215ZM263 247V248H262ZM15 248H17V250L15 249ZM83 248V249H82ZM102 248V249H101ZM103 248H106L107 250H105L104 251V249ZM124 248V249H123ZM143 248V249H142ZM163 248V249H162ZM177 248H178V250H177ZM201 248V249H200ZM241 248H242V250H241ZM260 248H262V249H260ZM77 251H79L80 250V252L82 253V255L83 254H85V255H83V257H81V259H80V257L79 258H77L76 257V255H75V251L76 250ZM82 249V250H81ZM90 249H91V252L92 253H90ZM99 249L101 250V251H99ZM147 251H146V250ZM155 249V250H154ZM183 249V250H182ZM212 249H213V251H212ZM219 249V250H218ZM220 249H221V251H220ZM231 249V250H230ZM245 249V250H244ZM251 249V250H250ZM256 249V250H255ZM259 249H260V251H259ZM11 250V251H10ZM83 250L84 251H86V253L85 252H83ZM89 250V251H88ZM141 250H142V252H141ZM157 250V251H156ZM171 250V251H170ZM177 250V251H176ZM200 250V252H198ZM215 250H216V252H215ZM218 250V251H217ZM228 250V251H227ZM234 250V251H233ZM88 251V252H87ZM117 250H115L114 252H116ZM156 251V252H155ZM182 251V252H181ZM183 251H185V252H183ZM207 251H208V253H207ZM230 251V252H229ZM246 251V252H245ZM248 251V252H247ZM258 251V255L256 254V252ZM7 252V253H6ZM107 252H109V254L107 253ZM154 252V253H153ZM160 252V253H159ZM171 252H173V254L171 253ZM179 252V253H178ZM187 252V253H186ZM222 252V253H221ZM250 252V254H248ZM11 253V254H10ZM127 253V254H126ZM140 255H139V254ZM165 253V254H164ZM211 253V254H210ZM212 253H214V254H212ZM217 253V254H216ZM3 254H7L6 255V257H5V255H3ZM89 255V256H87V255ZM110 254H112V255H110ZM134 254V255H133ZM147 254V255H146ZM178 254H180V255H178ZM201 254V255H200ZM210 254V255H209ZM224 254V255H223ZM228 256H227V255ZM256 254V255H255ZM90 255L92 256V257H90ZM103 255V256H102ZM106 255V256H105ZM139 255V256H138ZM150 255V256H149ZM155 255H156V258H155ZM165 255V256H164ZM175 255V256H174ZM241 255V256H240ZM19 256V257H18ZM20 256H21V258H20ZM109 256V257H108ZM120 256V257H119ZM152 256V257H151ZM163 256V257H162ZM210 256V257H209ZM220 256V257H219ZM225 256V257H224ZM253 256V257H252ZM4 257V258H3ZM159 257V258H158ZM200 257V258H199ZM206 257V258H205ZM6 258V259H5ZM82 258L85 260H82ZM92 258V259H91ZM117 258V259H116ZM126 258V259H125ZM132 258V259H131ZM139 258V259H138ZM215 258V259H214ZM221 258V259H220ZM21 259V260H20ZM123 259V260H122ZM132 261H131V260ZM79 260V261H78ZM88 260V261H89ZM111 260V261H110ZM129 260V261H128ZM136 260V261H135ZM148 260V261H147ZM105 261V260H104ZM135 261V262H134ZM82 262V263H81ZM119 262V263H118ZM110 263V264H111Z\"/></svg>", "mask_w": 264, "mask_h": 264}, {"label": "bare ground", "instance_id": "6f19581e", "mask_svg": "<svg viewBox=\"0 0 264 264\" xmlns=\"http://www.w3.org/2000/svg\"><path fill=\"white\" fill-rule=\"evenodd\" d=\"M2 1H4V0H2ZM1 1V2H2ZM7 1V0H6ZM5 1V2H6ZM8 1H12V3H13V1L14 0H8ZM19 1V0H18ZM17 1V2H18ZM26 1V0H25ZM25 1H23L22 0V2H24V3H27V2H25ZM37 2H39L40 3V1H38V0H36ZM35 0L34 1H31V4H32V6H31V4H30V6L31 7H34L35 8V2H36ZM42 1V0H41ZM45 1V0H44ZM49 1V6H51V2H50V0H48ZM54 1V0H53ZM59 0H57V2H58ZM67 1H72V0H67ZM66 1V2H67ZM79 1V0H78ZM117 1H119V0H117ZM120 1H122V0H120ZM125 1V0H124ZM16 2V0H15V3H13L14 4V6H15V4L17 3ZM28 2H30V0H28ZM61 2V1H60ZM64 2V1H63ZM136 2V1H135ZM137 2H139V1H137ZM240 2L242 3V4H244V6L246 7V8H243V9H239L238 7H237V11H238V13L240 14V15H243V17H245L244 18V21L245 22H243V24H241L238 28H235V27H232V26H230V25H228V27L226 28V29H223L222 27H219L218 28V31L216 32V33H208V32H203V35H201V34H199L198 32H197V35L199 34L200 36L199 37H193L194 36V34L195 33H193V35H191V34H189L190 32V29H188L186 26H188V23H190V22H188L187 23V25H185V27L184 26H182L181 28H183L184 30H182L180 27H179V22H181L180 20H182V19H177V18H180V17H175V14H170V15H173V17L174 18H176L177 20H179L178 21V23H176L178 26H175V27H177V28H180L181 30H176V32L174 33L175 35H173V32L171 33V32H168V36L170 35V34H172L173 35V37H171V39H169V38H167V39H169V41H167V42H165V41H163L162 40V38H164V37H161L160 35V37H161V39L160 40H162L165 44H163L164 46L166 45L167 47H169V49L171 50L170 52H172V54H173V56H169L170 58H169V60H170V64H168L167 66H170V70H172V69H174V68H176V69H174L175 70V74H174V76L176 77H172L173 79L175 78L178 82L176 83V84H178L179 83V85H168L169 83L170 84H172L171 82H169L168 84H167V82L169 81H167L166 82V84L165 83H161V79H159L158 78V80H159V82L157 81V82H155V83H153V85H152V82L154 81V79H157V78H155V76L158 74V72L159 71H156L158 68L152 63V62H149V64L150 63H152L153 64V66L152 67H156L157 69L155 70V71H153L152 70V68L150 69L149 67H150V65L148 66L147 64V66H148V68L150 69V71H152V72H154V73H157L156 75H154V74H152V75H154V79L152 80V82H150V79H149V70H148V72L146 71H144V72H142V71H140V72H142V74L141 73H138L137 75H135V76H128V75H126V74H124V78L122 79V80H124V82H125V84H126V87H125V89H127V90H125V91H127V93H128V96L130 95L131 97H132V104H130L131 106H130V110H132V112L134 113V114H136V115H140V117H142V120H143V123L145 124V126H146V128H147V130H149L150 131V134H152V138H153V135L154 134H156L155 133V131L158 129V127L160 126V124H162V121H165V119H166V117L162 120L161 119V117L163 116H165L166 114H165V111H167V110H164V108H163V106H162V103L164 104H166V102L167 103H169L168 101L170 100V99H172V98H176L177 99V97L174 95V94H176V92H174L175 90H174V87H175V89H176V86L177 87H179V89L177 88V91H178V93H180L181 92V90H183V88H182V82H184V83H186V80L185 81H183V77H187L188 75H187V73H186V69L187 68H189L188 66H189V64H195V63H198L199 61L200 62H204V63H207L208 64V67H209V69H208V71H209V75H205V79H208L206 82L207 83H215V81H217V80H219V79H221V78H223L224 77V70L227 68V66H231V62H234L233 64H236V65H239V66H242V65H244L246 68H248V69H250V67H251V53L250 52H255L256 54H258L259 52H261V51H263V49H264V0H240ZM12 3L10 2V4L12 5ZM19 3H21L20 1H19ZM24 3H21V4H24ZM38 3V4H39ZM42 3V2H41ZM47 3V2H46ZM67 3H69L70 4V2H67ZM74 2H72L71 3V6L72 7H69V9H66L67 7H68V5L66 6V3L64 2V4H65V6H66V11L68 10H71V11H74L75 9V7L77 6V5H75V4H73ZM82 3V2H81ZM7 4V3H6ZM29 4V3H28ZM55 4H56V2H55ZM58 4H59V2H58ZM63 4V3H62ZM63 4V5H64ZM73 4V5H72ZM76 4H79L78 2L76 3ZM84 4V3H83ZM133 4V3H132ZM142 4V3H141ZM140 3H139V5H141ZM18 5V4H17ZM43 5V4H42ZM46 5H48V4H46ZM53 5H54V2H53ZM53 5H52V7H49V8H52L53 9ZM57 5V4H56ZM60 5H61V3H60ZM60 5H58V7L60 6ZM62 5V6H63ZM75 5V7L73 8V6ZM138 4H137V6H139ZM228 5H230V4H228ZM21 6V5H20ZM22 6H25V5H22ZM38 6V5H37ZM44 6H45V3H44ZM44 6H42V8H40V7H37L38 8V10H39V8L40 9H42L43 11L44 10H46V8L44 7ZM79 6V5H78ZM84 6V5H83ZM89 6V5H88ZM104 6V5H103ZM106 6V5H105ZM109 6V5H108ZM133 6V5H132ZM131 6V7H132ZM136 6V8H138ZM227 6V5H226ZM226 6L224 7V8H226ZM231 6H233V5H231ZM18 7V6H17ZM16 7V8H17ZM45 9H44V8ZM55 7H57V6H55ZM57 7V8H58ZM64 7V6H63ZM129 7H130V5H129ZM141 7H142V5H141ZM15 8V7H14ZM13 8V9H14ZM21 8V7H20ZM20 8H17V9H20ZM74 9V10H72V9ZM77 8V7H76ZM81 8V7H80ZM90 8V7H89ZM133 8H135V6L133 7ZM233 8V7H232ZM28 9H29V7H28ZM27 9V7H26V10H28ZM33 9V8H32ZM36 9V8H35ZM34 9V10H35ZM54 9H56V8H54ZM60 9V11L61 10H63V9H61V6H60V8H58L57 10H54V12L56 11H58ZM132 9V8H131ZM139 10H140V8H138ZM138 9H136V11L138 10ZM142 9H144V8H142ZM234 9V8H233ZM16 10V9H15ZM24 10V9H23ZM22 10V11H23ZM25 10V11H26ZM38 10H36L35 11V13L38 11ZM76 10H78V9H76ZM130 10V9H129ZM133 11H134V9H132ZM171 10H173V9H171ZM227 10V9H226ZM226 10H225V13H226ZM236 10V9H235ZM21 11V10H20ZM43 11H39V12H43ZM49 11V10H48ZM47 11V13H49ZM51 11V10H50ZM67 11V12H68ZM135 11V13H137ZM144 10H142V12H143ZM179 11V10H178ZM189 11H191V10H189ZM189 11H187V12H189ZM15 12H17V11H15ZM19 12V11H18ZM28 12V11H27ZM29 12H31V10L29 11ZM46 12V11H45ZM53 12V11H52ZM54 12H53V14H54ZM63 13L65 12L64 10L62 11ZM70 12V11H69ZM86 12V11H85ZM132 12V11H131ZM168 12H171V11H168ZM167 12V13H168ZM177 12V11H176ZM186 12V11H185ZM34 13V12H33ZM47 13H46V15H47ZM59 13H61V12H59ZM59 13H57L56 15L58 16V14ZM61 13L64 17H65V15L64 14H66V13ZM77 13V15H78V12H76ZM139 13V12H138ZM138 13H137V15H138ZM161 13V12H160ZM159 13V14H160ZM166 13V12H165ZM192 13H194L193 12V9H192V12L191 13H189V15H191ZM233 13H234V11H233ZM232 13V14H233ZM253 13H256L257 14V16H255L256 18H254L253 16ZM18 14V13H17ZM21 14V13H20ZM24 14V13H23ZM37 14V13H36ZM40 15L42 14V13H39ZM61 14H60V18H61ZM70 13H68V15H69ZM88 14V13H87ZM129 14V13H128ZM155 14H156V12H155ZM164 14V13H163ZM184 14V13H183ZM235 14V13H234ZM1 15V14H0ZM10 15V14H9ZM26 15V14H25ZM32 15V14H31ZM30 15V16H31ZM34 15V14H33ZM32 15V16H33ZM39 15V16H40ZM45 15V18L47 17ZM55 15V14H54ZM71 15V14H70ZM69 15V16H70ZM93 15V14H92ZM131 15V14H130ZM136 15V16H137ZM142 15V14H141ZM158 15V14H157ZM161 15V14H160ZM166 15V14H165ZM186 15V14H185ZM184 15V16H185ZM195 15V14H194ZM23 16V15H22ZM27 16H28V14H27ZM27 16H25V17H27ZM30 16H28V17H30ZM31 16V17H32ZM36 16H38V15H36ZM42 16H44V15H41L40 17H42ZM49 16V15H48ZM56 16V17H57ZM67 16V15H66ZM69 16H67V18L69 17ZM79 16H81V15H79ZM87 16V15H86ZM123 16V15H122ZM129 16V15H128ZM143 16V15H142ZM159 16V15H158ZM183 16V15H182ZM198 16V15H197ZM237 16H239V15H237ZM237 16L235 17V18H237ZM11 17V16H10ZM27 17V18H28ZM31 17L30 18H28L29 19V21L31 20ZM55 17V16H54ZM59 17V16H58ZM85 17V16H84ZM91 17V16H90ZM94 17V16H93ZM154 17V16H153ZM155 17H156V15H155ZM154 17V18H155ZM161 17V16H160ZM166 17H168V19H169V17L171 18V20H172V17L171 16H168V15H166ZM165 17V18H166ZM188 17V16H187ZM192 17V16H191ZM194 17H196V15L194 16ZM193 17V18H194ZM233 17V18H234ZM1 18H2V16H1ZM44 18V19H45ZM48 18V17H47ZM67 18H65V19H67ZM70 18V17H69ZM68 18V19H69ZM76 18V17H75ZM89 18V17H88ZM87 18V21H90L89 19ZM122 18V17H121ZM154 18H153V21H154ZM159 18V17H158ZM165 18H163L162 17V19H165ZM184 18H186V17H184ZM183 18V19H184ZM200 18V17H199ZM235 18H234V20H235ZM239 18V17H238ZM22 19V18H21ZM33 19H34V17H33ZM37 19H38V17H37ZM67 19V20H68ZM80 19V18H79ZM82 19V18H81ZM81 19L80 20H78V22L79 21H81ZM84 19V18H83ZM82 19V20H83ZM109 19V18H108ZM149 19H151V17L149 18ZM156 19V18H155ZM186 19H188V18H186ZM201 19V21H202V18H200ZM24 20V17H23V19L21 20V21H23ZM66 20V21H67ZM72 20V19H71ZM74 20V19H73ZM95 20V19H94ZM114 20H116V19H114ZM157 20V19H156ZM198 20V19H197ZM226 20V19H225ZM243 20V19H242ZM11 21H12V19H11ZM11 21H10V23H11ZM32 21V20H31ZM42 21H44V20H42ZM41 21V22H42ZM84 21V20H83ZM92 21V20H91ZM105 20H103V23H105L104 22ZM110 21V20H109ZM113 21V20H112ZM112 21L110 22V23H108V25L109 24H111L112 23ZM120 21V20H119ZM174 21H176V20H174ZM183 21V20H182ZM185 21V20H184ZM183 21V22H184ZM229 21V20H228ZM236 21V20H235ZM27 22V21H26ZM38 22V21H37ZM39 22H40V18H39ZM40 22V24L42 25V23ZM97 22V21H96ZM99 22V21H98ZM116 22V21H115ZM117 22H118V20H117ZM170 22H172V21H170ZM177 22V21H176ZM187 22V21H186ZM185 22V23H186ZM203 23H204V21H202ZM234 22V21H233ZM241 22V21H240ZM240 22H239V24H240ZM31 23V22H30ZM61 23H62V21H61ZM74 23V22H73ZM76 23H77V21L75 22V25H76ZM81 23H83V22H80L79 24H81ZM90 23V22H89ZM88 23V24H89ZM94 23H95V21H94ZM101 23V22H100ZM114 23V22H113ZM119 23V22H118ZM159 23H160V21H159ZM165 23H167V22H165ZM164 23V24H165ZM173 23V22H172ZM182 23V22H181ZM184 23V24H185ZM198 23H200V22H198ZM3 23H1V25H2ZM13 24V23H12ZM29 24V23H28ZM38 24V23H37ZM46 24V21H45V23H44V25ZM70 24H72V22H70ZM117 24V23H116ZM152 23H150V25H151ZM163 24V25H164ZM174 24V23H173ZM183 24V23H182ZM181 24V25H182ZM196 24V23H195ZM228 24H229V22H228ZM10 25V24H9ZM18 25V24H17ZM16 25V27H18L19 28V26H20V24L17 26ZM25 24L23 23V25H21V26H23V28L26 26H24ZM36 25V24H35ZM34 25V26H35ZM82 25V24H81ZM80 25V26H81ZM83 25H84V23H83ZM83 25H82V27H83ZM86 25V24H85ZM94 25V24H93ZM105 25H106V23H105ZM108 25H107V27H108ZM115 25V24H114ZM114 25H113V28H114ZM119 24H117L116 26L119 28V26H118ZM122 25V24H121ZM158 25H160V24H158ZM171 25V24H170ZM180 25V26H181ZM193 25V24H192ZM223 25V24H222ZM221 25V26H222ZM233 25V24H232ZM11 27H12V25H10ZM30 26V25H29ZM38 26H40V25H38ZM55 26H57V25H55ZM61 26V25H60ZM69 26V25H68ZM67 26V28H69ZM72 25H70V27H71ZM78 26V25H77ZM90 26V25H89ZM151 26H153V25H151ZM161 26V25H160ZM202 26V25H201ZM224 26H225V23H224ZM14 27V29H18V28H16L15 26H13ZM13 27H12V29H13ZM31 27V26H30ZM41 27V26H40ZM43 27V26H42ZM59 27V26H58ZM65 27V26H64ZM98 27H99V25H98ZM106 27V28H107ZM111 27H112V25H111ZM111 27L109 28L108 27V29H111ZM163 28H164V26H162ZM22 28V29H23ZM27 28H28V26H27ZM32 28V27H31ZM44 28V27H43ZM53 28V27H52ZM78 28V30H76L77 32L79 31V28H81V27H77ZM84 28V27H83ZM96 28V27H95ZM104 28H105V26H104ZM116 28V27H115ZM149 28H150V26H149ZM154 28V27H153ZM163 28H161V29H163ZM174 28V27H173ZM189 28H191V27H189ZM197 28H198V26H197ZM200 28V27H199ZM8 29H11V28H8ZM22 29H21V27H20V31H22ZM29 29V28H28ZM33 29H35V28H33ZM33 29H31V30H33ZM36 29H37V27H36ZM35 29V31H37ZM65 28H63V30H64ZM82 29V28H81ZM80 29V30H81ZM98 29V28H97ZM120 29V28H119ZM122 29V28H121ZM155 29V28H154ZM159 29H160V27H159ZM176 29V28H175ZM174 29V30H175ZM189 31H188V30ZM192 29V28H191ZM250 29L252 30V31H254V33H255V35L256 36H252L251 35V37H253V39L252 38H250L249 36V34L250 33H248V31H250ZM15 30V31H16ZM25 30H26V28H25ZM38 30H39V28H38ZM65 30H67V29H65ZM71 30V29H70ZM73 30H75V29H73ZM72 30V31H73ZM84 30H86V27H85V29ZM91 30V29H90ZM100 30V29H99ZM115 30V29H114ZM113 30V31H114ZM157 30H158V28H157ZM187 30V31H186ZM194 30H196V31H198L197 29H194ZM191 31V32H196V31ZM201 30V29H200ZM199 30V31H200ZM29 31H30V29H29ZM40 31H42V28H40ZM61 31V30H60ZM76 31H74V32H76ZM87 31H89V30H87ZM93 31V30H92ZM95 31H96V29H95ZM102 31V30H101ZM103 31H106V30H103ZM109 31V30H108ZM107 31V32H108ZM112 31V30H111ZM120 31V30H119ZM119 31H117L118 33H119ZM147 31H148V28H147ZM170 31V30H169ZM22 32H24V31H22ZM25 32H27V30L25 31ZM31 32V31H30ZM33 32V31H32ZM50 32V31H49ZM53 32V31H52ZM57 32V31H56ZM59 32V31H58ZM82 32H84V31H82ZM82 32H81V34H82ZM151 32V31H150ZM161 32V31H160ZM160 32H158V33H160ZM189 32V33H188ZM202 32H200V33H202ZM16 33H17V31H16ZM16 33H14V34H16ZM35 33V32H34ZM41 33V32H40ZM39 33V34H40ZM51 33V32H50ZM68 33V32H67ZM70 33V32H69ZM72 33V32H71ZM70 33V34H71ZM79 33H80V31H79ZM78 33V34H79ZM85 33V32H84ZM88 33V32H87ZM90 33V32H89ZM96 33V32H95ZM105 34H107L106 32H104ZM104 33L102 32V34L104 35ZM109 33H110V31H109ZM108 33V34H109ZM116 32H113V33H111V34H115ZM144 33V32H143ZM19 34H20V32H19ZM32 34V33H31ZM36 34H38V33H36ZM61 34V33H60ZM65 34H66V31H65ZM92 34V33H91ZM107 34V35H108ZM165 34H167L166 32H165ZM164 34V35H165ZM21 35H22V33H21ZM28 35V34H27ZM30 35V34H29ZM33 36H34V34H32ZM56 35V34H55ZM74 35V34H73ZM88 35V34H87ZM101 35V34H100ZM119 35V34H118ZM122 35V34H121ZM120 35V36H121ZM171 35V36H172ZM48 36V35H47ZM68 36V35H67ZM82 36V35H81ZM102 36V35H101ZM117 35L115 34V37H116ZM166 37H167V35H165ZM196 36V35H195ZM202 36V38H203V40H202V38L200 39V37ZM6 37V36H5ZM29 37V36H28ZM31 37V36H30ZM53 37V36H52ZM69 37V36H68ZM68 37H66V39L68 38ZM83 37V36H82ZM88 39H90V38H92V37H90L89 35H88ZM100 37V36H99ZM103 37V36H102ZM102 37H101V39H102ZM110 36H108V38H109ZM114 37V36H113ZM113 37H111V39L113 38ZM118 38H120L119 36H117ZM146 37V36H145ZM155 37V36H154ZM159 37V38H160ZM1 38V37H0ZM17 38V37H16ZM74 38V37H73ZM77 38V37H76ZM104 38H106V37H104ZM151 38H153V37H151ZM196 38V39H195ZM199 38V39H198ZM3 39L5 40V38L3 37ZM29 38H26V40H28ZM31 39H33V38H31ZM42 39V38H41ZM59 39H60V37H59ZM69 39V38H68ZM82 39H84V41H85V38H82ZM81 39V40H82ZM87 39V38H86ZM100 39V40H101ZM116 39V38H115ZM157 39H158V37H157ZM155 40V41H158V40ZM167 39H165V40H167ZM204 39H205V42H206V45L204 46L203 44H202V42L204 41ZM1 40V39H0ZM44 40V39H43ZM56 40V39H55ZM58 40V39H57ZM76 40V39H75ZM81 40L80 41H78V42H81ZM94 40H99V38H98V34H97V36L96 37H94ZM98 41V44L99 45H97L96 46V44L92 41V39H91V41L95 44V46L96 47H100V44L101 43H99V42H101V41ZM103 40V39H102ZM113 40V39H112ZM119 40V39H118ZM122 40V39H121ZM139 40H140V38H139ZM138 40V41H139ZM148 40V39H147ZM147 40H145V41H147ZM202 40V41H201ZM7 41V40H6ZM46 41V40H45ZM88 41V40H87ZM105 41V40H104ZM113 41H116V40H113ZM141 41V40H140ZM154 41V40H153ZM154 41V43H156ZM4 42V41H3ZM8 42V41H7ZM42 42V41H41ZM68 41H65V43H67ZM70 42H72V41H70ZM70 42H68L69 43V45H70ZM86 42V41H85ZM96 42V41H95ZM103 42V41H102ZM106 42V41H105ZM104 42V43H105ZM117 42V41H116ZM119 42H120V40H119ZM143 42V41H142ZM149 42V41H148ZM162 42V43H163ZM33 43V42H32ZM44 42H42V44H43ZM74 43V42H73ZM73 43H71V44H73ZM88 43H89V41H88ZM87 43V44H88ZM92 43V44H93ZM97 43V42H96ZM115 43V42H114ZM140 43V42H139ZM152 43V42H151ZM159 43V42H158ZM7 44V43H6ZM6 44H4V48H7V49H9L7 46H6ZM9 44V43H8ZM17 44H20V43H18L17 42ZM34 44V43H33ZM41 44V43H40ZM45 44V43H44ZM63 44V43H62ZM61 44V45H62ZM78 45H79V43H77ZM76 44V45H77ZM94 44H93V46H94ZM103 44V43H102ZM107 44V43H106ZM110 44V43H109ZM109 44H108V48H109ZM143 44V43H142ZM150 44V43H149ZM207 44H208V46H209V49L207 48L208 46H207ZM10 45H12L10 48H12L13 47V44L11 43ZM14 45H16V44H14ZM46 45V44H45ZM45 45L43 46V47H45ZM49 45V44H48ZM50 45H52V46H48V48H50V47H53L54 48V46H53V44H50ZM65 45V44H64ZM68 45V44H67ZM68 45V46H69ZM75 45V44H74ZM77 45V46H78ZM89 45V44H88ZM105 45V44H104ZM112 45V44H111ZM117 45V44H116ZM116 45H114V47L116 46ZM119 45V44H118ZM140 45V44H139ZM145 45H146V42H145ZM154 45V44H153ZM1 46H3V45H1ZM18 46H20V45H18ZM16 47V48H19V47ZM34 46V45H33ZM37 46V45H36ZM41 46V47H42ZM47 46V45H46ZM66 46V45H65ZM72 46V45H71ZM76 46V47H77ZM93 46H92V50H93ZM188 46H189V48H191V46L192 47H195L194 49L192 48V50L190 51V49H188L187 50V48H188ZM207 46V47H206ZM22 47H23V45H22ZM29 47H32V46H29ZM62 47V46H61ZM74 47V46H73ZM81 47H83V46H81ZM85 47H86V45H85ZM85 47H84V49H85ZM96 47H95V49H96ZM98 47V48H99ZM101 47H103V45L101 46ZM100 47V48H101ZM111 47V46H110ZM120 47V46H119ZM126 47V46H125ZM142 47H146V46H142ZM147 47H148V43H147ZM157 47V46H156ZM155 47V48H156ZM159 47V46H158ZM160 47H161V45H160ZM163 47V46H162ZM161 47V48H162ZM36 47H34V49H35ZM47 47H45V49H46ZM53 48H50L51 49V51L53 50ZM71 47H69V49H70ZM79 48V47H78ZM78 48H77V50H78ZM99 48V49H100ZM116 48H118V46L116 47ZM139 48V47H138ZM136 49V51L137 50H139V49ZM149 48V47H148ZM148 48H147V50H148ZM150 48H152L151 46H150ZM150 48H149V52H147V55H149V53H151V54H154V53H152L151 51H150ZM154 48V47H153ZM161 48H159V49H161ZM165 48V47H164ZM164 48H162V52H163V50H164ZM14 49H15V46H14ZM44 49V50H45ZM57 49H59V47H57ZM67 49V48H66ZM76 48H74V49H72V50H75ZM87 49H89V46H88V48ZM94 49V50H95ZM103 49V48H102ZM112 48H110V49H108V51L109 50H111ZM167 49V51L169 52V50H168V48H166ZM208 49V51L211 49L212 50V54H213V52H214V54L216 53V55H217V53H220V54H218L217 56L219 57V56H221V53H222V57H221V59H222V62L223 63H221L220 61H218V63L220 62L221 64H223V65H221L219 68L218 67H216V66H218V65H220V64H216V66H214V63L215 62H217V61H215L217 58V56H215L214 54H213V56H215L214 57V59L213 58H210V56L212 55H210V56H208V54L206 55V50ZM227 49L229 50V51H227ZM38 50V49H37ZM90 50H91V48H90ZM89 50V51H90ZM98 49H96L95 51H97ZM107 50V49H106ZM115 51H116V49H114ZM120 50V49H119ZM142 50V49H141ZM144 50L145 51H147L146 50V48H144ZM152 50V49H151ZM156 50H158L157 48H156ZM30 51V50H29ZM49 51V49L47 50V52ZM54 51H55V49H54ZM53 51V52H54ZM58 51H60V50H58ZM85 51H86V49H85ZM85 51H83L84 53H85ZM87 52V53H90V56H88L87 55V60L86 59H82V58H80V59H82L81 61H83V63H84V61L86 62V61H88L90 58H91V53H92V51L91 52ZM94 51V52H95ZM127 51V50H126ZM135 51V52H136ZM159 51V50H158ZM161 51V50H160ZM166 51V50H165ZM52 52V53H53ZM69 52V51H68ZM75 52H77V51H75ZM105 51H103V54H105V53H107V52H105ZM120 52V51H119ZM123 53H124V48H123V51H122ZM122 52H121V54L120 55H122ZM140 52H142V51H139V53ZM170 52H169V54H170ZM30 53V52H29ZM50 53V52H49ZM55 53V52H54ZM59 53H61V52H59ZM58 53V54H59ZM67 53V52H66ZM74 53V52H73ZM72 53V54H73ZM80 53H82V52H80ZM97 53V52H96ZM95 53V54H96ZM98 53H99V50H98ZM101 53V54H100ZM99 53V55H102V52H100ZM111 53V52H110ZM112 53H114L113 51H112ZM142 53H144V52H142ZM141 53V54H142ZM160 54H158L159 56L158 57H160L161 56V52H159ZM165 53V52H164ZM208 53V52H207ZM42 54V53H41ZM45 54L46 55H48L47 53H46V51H45ZM45 54H43V56L45 55ZM62 54H64V53H62ZM69 54V53H68ZM68 54L66 55V56H68ZM109 54V53H108ZM117 54V53H116ZM125 54V53H124ZM138 55L137 54V57H139V56H141V58L142 57H144V56H142V55ZM146 54V53H145ZM144 54V55H145ZM156 54V56H157V52L155 53ZM154 54V55H155ZM233 54H237V56L236 55H234L233 56ZM255 54V55H256ZM260 54V53H259ZM45 55V56H46ZM52 55H54V54H52ZM76 55V54H75ZM81 55L82 54H80V57H81ZM84 55V54H83ZM94 55V53L92 54V56ZM119 55V54H118ZM136 55V54H135ZM153 55V56H154ZM263 55V54H262ZM50 56H51V54H50ZM64 56V55H63ZM77 56V55H76ZM86 56V55H85ZM84 56V57H85ZM95 56V55H94ZM146 56V55H145ZM150 56V60L152 59H154V58H152L153 56L152 55H149ZM148 56V57H149ZM152 56V57H151ZM168 56V55H167ZM36 57V56H35ZM47 57H49V55L47 56ZM51 57H54V56H51ZM50 57V58H51ZM78 57V56H77ZM90 57V58H89ZM95 57H99V56H95ZM95 57H94V59H95ZM101 57V56H100ZM98 58V59H101V60H103L104 58V55L101 57V58ZM109 57H111V56H109L108 55V57L107 56H105V58H107L106 60L108 61L109 60ZM114 57V56H113ZM117 57H120V56H116L115 55V60H114V62L117 60L116 58ZM122 57V56H121ZM259 57V56H258ZM22 58V57H21ZM27 58V57H26ZM32 58V57H31ZM96 58V59H97ZM103 58V59H102ZM145 59L147 58V57H144ZM144 58H142V59H144ZM161 58H162V56H161ZM216 58V59H215ZM254 58V57H253ZM33 59H34V61H36L35 59L36 58H32V61H33ZM37 59L39 60V58L37 57ZM51 59H53V58H51ZM79 59V58H78ZM114 59V58H113ZM119 59V58H118ZM121 59V58H120ZM133 59H136V58H134L133 57ZM139 59H140V57H139ZM139 59H138V61H136V60H134V61H136V62H139ZM156 59H157V57H156ZM164 59V58H163ZM166 59H167V57H166ZM220 59V58H219ZM218 59V60H219ZM260 59L261 58H258V63L259 62H261L260 61ZM28 60V59H27ZM30 60V59H29ZM48 60V59H47ZM92 60H93V58H92ZM105 60V59H104ZM130 60H131V58H130ZM148 60H149V58H148ZM149 60V61H150ZM151 60V61H152ZM159 60V59H158ZM15 61H17V60H15ZM32 61H29V62H32ZM33 61V62H34ZM40 61V60H39ZM51 61V60H50ZM96 60H93V61H91L93 64H94V62H95ZM100 60H98V61H96V63L97 62H99ZM120 60H118V61H116V62H119ZM133 60H131L130 62H132ZM133 61V62H134ZM154 61V60H153ZM156 61V60H155ZM155 61H154V63H155ZM161 60H159L158 62H160ZM165 61V60H164ZM215 61V62H214ZM255 61H256V57H255ZM0 62H1V60H0ZM18 62V61H17ZM74 64L76 65V63H79L78 64V66L80 65V62H79V60H76V57H75V60H74ZM101 62V61H100ZM111 62H112V64L114 63L112 60H111ZM115 62V63H116ZM134 63L135 64V66H136V64L137 63ZM165 62H167V63H169V61H168V59H167V61H165ZM164 62V63H165ZM185 62H187L186 64H185ZM4 63V62H3ZM36 63V62H35ZM35 63H33V64H35ZM42 65L44 64V63H46L45 61H44V63H43V60H42ZM49 63V62H48ZM83 63L81 64V65H83ZM89 63V62H88ZM87 63V64H88ZM95 63V64H96ZM102 63V65H100L101 66V68L103 67V63H104V61L103 62H101ZM107 63H109V64H111L110 62H107ZM145 63H148V62H146V60H145ZM163 63V62H162ZM37 64V63H36ZM35 64V65H36ZM62 64V63H61ZM98 64V63H97ZM105 64V63H104ZM117 64V63H116ZM128 64V63H127ZM134 64H132V65H134ZM138 64H141V63H138ZM138 64H137V66H138ZM158 64V63H157ZM156 64V65H157ZM199 64V63H198ZM200 64H202L203 65V63H200ZM5 65V64H4ZM10 65V64H9ZM35 65H34V67H35ZM42 65H41V67H42ZM55 65V64H54ZM89 65V64H88ZM98 65V66H99ZM115 65V64H114ZM145 65V66H146ZM166 65V64H165ZM197 65V64H196ZM196 65L194 66L193 65V69H196ZM205 65V64H204ZM202 66V67H204L205 68V66ZM10 66H12V65H10ZM29 66H31V64L29 65ZM39 66H40V64H39ZM39 66H38V69H40L39 68ZM46 65H44V67H45ZM95 65H93V68L95 69V67H94ZM100 66L99 67H97L96 69V71H100L101 72V70L103 71V69H101L100 68ZM108 67H109V65H107ZM113 66V65H112ZM128 66V65H127ZM130 66H131V64H130ZM137 66H136V68H137ZM162 66H164V65H162ZM167 66H164V68H166ZM262 66V65H261ZM3 67V66H2ZM13 67V66H12ZM23 67V66H22ZM25 67V66H24ZM61 67V66H60ZM86 67V66H85ZM89 67H91V65L89 66ZM89 67H87V68H89ZM114 67V66H113ZM141 67H142V65H141ZM140 66L138 67V68H141ZM144 67V66H143ZM142 67V68H143ZM159 68H161L160 67V64H159V66H158ZM195 67V68H194ZM201 67V66H200ZM214 67L216 68V69H214ZM254 67V66H253ZM1 68V67H0ZM15 68V67H14ZM26 68V67H25ZM24 68V69H25ZM31 67H29V69H30ZM84 68V67H83ZM110 68H111V65H110ZM124 68V67H123ZM135 67H134V69H136ZM147 68V67H146ZM163 68V70L165 71V69ZM198 68V67H197ZM213 68V69H212ZM4 69V68H3ZM7 69H9V68H7ZM22 69V68H21ZM33 69V68H32ZM81 69V68H80ZM80 69L78 68V70L80 71ZM92 69V68H91ZM90 69V70H91ZM98 69H101V70H98ZM104 69L106 70V66L104 67ZM128 69H129V67H128ZM145 69V68H144ZM162 69V68H161ZM168 69V68H167ZM207 69V68H206ZM5 70H6V68H5ZM77 70V67H76V71H78ZM86 70V69H85ZM85 70H83V72H85ZM93 70V69H92ZM91 70V71H92ZM104 70V74L106 73V72H108L109 70H108V68H107V70L105 71ZM113 70V69H112ZM130 70V69H129ZM136 70H138L139 71V69H136ZM146 70V69H145ZM160 70V69H159ZM190 70V69H189ZM197 70V69H196ZM195 70V71H196ZM203 70V69H202ZM201 69L198 71L199 73L197 74L198 76H200V74H203L204 72L202 71ZM12 71V70H11ZM16 71V70H15ZM24 71V70H23ZM29 71H31V70H29ZM29 71H27V72H29ZM40 71H42V70H40ZM49 71V70H48ZM79 71H78V73H79ZM81 71H82V69H81ZM132 71V70H131ZM161 71L162 70H160V72L159 73H161ZM164 71H162V72H164ZM169 71V70H168ZM167 71V72H168ZM188 71V70H187ZM205 71V70H204ZM3 72V71H2ZM73 72V71H72ZM83 72H82V74H83ZM87 72H88V69H87ZM90 72V71H89ZM95 72V71H94ZM93 72V73H94ZM123 72V71H122ZM166 72V71H165ZM183 72H185L186 73V75L184 76L183 75ZM235 72V71H234ZM239 72V71H238ZM4 73V72H3ZM2 73V74H3ZM6 73H7V71H6ZM5 73V74H6ZM22 73H25V71L24 72H22ZM30 73V72H29ZM43 73H44V71H43ZM47 73V72H46ZM96 73V72H95ZM99 73V72H98ZM111 72H109V74H110ZM136 73V72H135ZM170 73V72H169ZM168 73V74H169ZM172 73V72H171ZM180 73H182V75H183V77H182V75L181 76H179V74ZM197 73V72H196ZM15 74V73H14ZM37 74V73H36ZM35 74V75H36ZM100 74V73H99ZM107 74V73H106ZM122 74V73H121ZM133 74V73H132ZM139 74H141L144 78H146V80L144 79H142L140 76L141 75H139ZM161 74H163V73H161ZM165 74V73H164ZM173 74V73H172ZM171 74V76H173ZM188 74H189V71H188ZM241 74V73H240ZM1 75V74H0ZM9 75V74H8ZM24 75V74H23ZM80 75H81V73H80ZM87 75V74H86ZM85 75V73H84V76H86ZM96 75V74H95ZM196 75V76H197ZM204 75V74H203ZM203 75H201V76H203ZM10 76V75H9ZM8 76V77H9ZM28 76L29 75H27L26 77L28 78ZM42 76V75H41ZM48 76V75H47ZM82 76V75H81ZM88 76V75H87ZM109 76V75H108ZM167 76V75H166ZM170 76V74L168 75V77ZM194 76V75H193ZM197 76V77H198ZM5 77V76H4ZM24 77H25V75H24ZM23 77V78H24ZM25 77V78H26ZM37 77V76H36ZM73 77V76H72ZM83 77V76H82ZM102 77V76H101ZM103 77H105L104 75H103ZM117 77V76H116ZM152 77V76H151ZM156 77H158V76H156ZM161 77H164V76H160V78ZM181 77H182V79H181ZM186 77H185V79H186ZM196 77V78H197ZM261 77H262V73H261ZM74 78V77H73ZM171 78V77H170ZM194 79H196L195 77H193ZM192 78V79H193ZM202 78V77H201ZM263 78V77H262ZM261 78V79H262ZM12 79H14V78H12ZM33 79V78H32ZM48 79V78H47ZM68 79V78H67ZM79 79V78H78ZM82 79V78H81ZM99 79V78H98ZM147 79H149V81L147 80ZM187 79H188V77H187ZM4 80V79H3ZM18 79H16V81H17ZM91 80V79H90ZM89 80V81H90ZM107 81H108V79H106ZM23 81H24V79H23ZM26 81V80H25ZM27 81H28V79H27ZM35 81V80H34ZM65 81H67V80H65ZM105 81V80H104ZM104 81H101V82H104ZM145 81H148V83L147 82H145ZM202 81V80H201ZM204 81V80H203ZM1 82V81H0ZM5 82V81H4ZM36 82V81H35ZM49 82V81H48ZM71 82V81H70ZM75 82V81H74ZM120 82V81H119ZM191 82V81H190ZM193 82H194V80H193ZM263 82V83H262ZM8 82H6L5 84H7ZM10 83V82H9ZM18 83V82H17ZM28 83V82H27ZM27 83H22L20 80H19V83L18 84H21L23 87H24V90H25V88H26V85H27ZM78 83V82H77ZM157 83V84H156ZM192 83V82H191ZM198 83V82H197ZM5 84H3V85H5ZM26 84V85H25ZM34 84V83H33ZM65 84V83H64ZM68 84V83H67ZM80 84V83H79ZM89 84V83H88ZM94 84V83H93ZM97 84V83H96ZM101 84V83H100ZM156 84V85H155ZM196 84V83H195ZM203 84V83H202ZM259 85V89H260V91L262 92V94H264V80L263 81H261V82H259L258 83ZM8 85V84H7ZM32 85V84H31ZM31 85H29V86H31ZM35 85V84H34ZM34 85H32L33 87H35ZM45 85L47 86V84L45 83ZM73 85H75V84H73ZM91 85V84H90ZM106 85H108V84H106ZM109 85H110V83H109ZM122 85V84H121ZM182 85V86H181ZM204 85H205V83H204ZM215 85V84H214ZM28 86V85H27ZM36 86H38V84L36 83ZM65 86V85H64ZM95 86V85H94ZM161 87L162 89H160V88H158V87ZM9 87V86H8ZM48 87V86H47ZM87 87H88V85H87ZM117 87V86H116ZM124 87V86H123ZM206 87H207V84H206ZM208 87H211V86H209V84H208ZM22 88V87H21ZM38 88H40V90H42L43 88L42 87H40V86H38ZM38 88H35V89H38ZM75 88H77V86L75 87ZM122 88V87H121ZM190 88V87H189ZM188 88V89H189ZM200 88V87H199ZM203 88H205V87H203ZM214 88H215V86H214ZM29 89H31V87H29ZM63 89V88H62ZM68 89V88H67ZM79 89V88H78ZM109 89H110V87H109ZM116 89V88H115ZM120 89V88H119ZM186 89V88H185ZM209 89H211V88H209ZM17 90V89H16ZM19 90H21V89H19ZM33 90H34V88L31 90L32 92H33ZM40 90L38 91L39 93H40ZM73 90V89H72ZM80 90V89H79ZM104 90V89H103ZM106 90H107V88H106ZM114 90V89H113ZM192 90H194L193 88H192ZM197 90V92H198V90L199 89H196ZM201 90V89H200ZM34 91H36V90H34ZM108 91V90H107ZM123 91V90H122ZM125 91H123V92H125ZM184 91V90H183ZM185 91H188L187 89L185 90ZM195 91V90H194ZM205 91H207L206 90V88H205V90H204V92ZM211 91L213 92V89H211ZM214 91H215V89H214ZM9 92H11V91H9ZM25 92H28L29 93V90H26ZM42 92V91H41ZM53 92V91H52ZM70 92V91H69ZM72 92V91H71ZM76 92V91H75ZM83 92V91H82ZM100 92V91H99ZM114 92V91H113ZM200 92V91H199ZM199 92H198V94H199ZM203 92V93H204ZM210 91L208 90L207 91V93H209ZM211 92V93H212ZM218 92V91H217ZM220 92V91H219ZM6 93H7V90H6ZM12 93V92H11ZM34 93V92H33ZM36 93H37V91H36ZM77 93V92H76ZM80 93V92H79ZM122 93V92H121ZM126 92H125V94H127ZM183 92H181V94H182ZM201 93H202V90H201ZM221 93V92H220ZM219 93V94H220ZM13 94H14V92H13ZM27 93H25V95H26ZM35 94V93H34ZM41 94V93H40ZM51 94H53V93H51ZM73 94V93H72ZM106 93H104V95H105ZM108 94V93H107ZM112 94V93H111ZM115 94H117V95H119L118 93H115ZM123 94V93H122ZM181 94H180V96H181ZM186 94V93H185ZM190 94V93H189ZM194 94V93H193ZM217 94V93H216ZM215 93H214V95H216ZM223 96H224V93H223V91H222V93H221ZM252 94V93H251ZM10 95V94H9ZM16 95V94H15ZM29 95H33L32 93L30 94L29 93ZM39 95V94H38ZM68 95H70V94H68ZM100 95V94H99ZM117 95H115V96H117ZM183 95V94H182ZM187 95V94H186ZM195 95H197L196 93L194 94V96ZM200 95H203V94H200ZM205 95H207V94H205ZM211 95H213V94H211ZM19 96V95H18ZM52 96V95H51ZM54 96V95H53ZM56 96V95H55ZM63 96H65V95H63ZM73 96V95H72ZM91 96V95H90ZM90 96H88V97H90ZM120 96V95H119ZM188 96V95H187ZM192 96V95H191ZM208 97H209V94L207 95ZM225 96H227V95H225ZM224 96V97H225ZM5 97H7L6 95H5ZM11 97H15V96H11ZM26 97V96H25ZM41 97V96H40ZM56 97H58V95L56 96ZM100 97H102V96H100ZM114 97V96H113ZM118 97V96H117ZM131 97H130V99H131ZM184 97V96H183ZM190 97V96H189ZM193 97V96H192ZM206 97V96H205ZM208 97H206V98H208ZM213 97V96H212ZM224 97H219L218 96V94L216 95V96H214L213 98H208V100L207 101H205V107H203L202 106V108L201 107H198L199 106V104H198V106L193 110V108H191V111L193 110V112H196V113H193V114H198L199 113V111H202V112H204V115L205 114H208V115H210V117L211 118H215V120H217V123H216V132L215 131H213V132H215L216 133V138L213 140V141H211V144L212 143H214L215 142V144H217V146H218V148H219V150H220V152H222V154H224V156L226 157V158H228V157H230V152H231V150H229V148H228V146L230 147V146H234L235 148H234V150L235 151H237L238 153H236V154H243L244 156H245V154H246V152L248 151V148L250 147V145H251V147L253 148L254 146L257 148H259V149H261V148H263L264 149V141L261 139V136L259 135V137L256 139L255 137H253L251 134V136L252 137H250V135H248L249 134V132L251 131V133L253 132V133H256L255 131H257L255 128V126H254V124H252V126L250 127V129H252V130H250V129H248V127L250 126H248V124H246L245 123V126H240V127H237V124L235 125L236 126V133H237V135L235 136V134L233 135V136H235V137H233L231 140H230V144H228L227 142H226V139H227V137L225 138V136H227L226 135V133H227V123H229V122H231L232 123V121H233V119H232V111H231V106H232V104H234V103H236L237 101H235L234 103L232 102L231 103V101H230V99H229V101L228 100H225V98ZM9 98V97H8ZM29 98H31L30 96L28 97V99ZM33 98H34V102H35V97L33 96L32 97V100L31 99H29V100H31V101H33ZM39 98V97H38ZM70 98V97H69ZM80 98V97H79ZM87 98V97H86ZM123 98V97H122ZM128 98V97H127ZM126 98V99H127ZM179 99H180V97H178ZM181 98H182V96H181ZM195 98V97H194ZM197 98V97H196ZM202 98H204V97H202ZM252 98H254V97H251V99L250 100H252ZM3 99V98H2ZM16 99H17V97H16ZM19 99V98H18ZM26 99V98H25ZM27 99V100H28ZM52 99H53V97H52ZM55 99V98H54ZM60 99H61V97H60ZM59 99V97L57 98V101L56 102H58V100H60ZM74 99V98H73ZM125 99V98H124ZM167 99H169V100H167ZM176 99L175 100H173V102L175 101L176 102ZM183 99V98H182ZM189 99V98H188ZM188 99H186V100H188ZM4 100V99H3ZM3 100H1L2 102H0V112H5L6 113V110H8V109H6L5 108V105H4V102H3ZM41 100V99H40ZM64 100V99H63ZM80 100V99H79ZM78 100V101H79ZM99 100V99H98ZM105 100V99H104ZM118 100H119V98H118ZM166 100V102H164ZM178 100V99H177ZM183 100H185V98L183 99ZM191 100V99H190ZM203 100V99H202ZM201 100V101H202ZM232 100V99H231ZM258 100H260V99H258ZM258 100H256L257 102H258ZM5 102H6V99L4 100ZM12 101V100H11ZM31 101H28V102H31ZM51 101H53V100H51ZM66 101V100H65ZM73 102H74V100H72ZM83 101V100H82ZM87 101V100H86ZM86 101H84V102H86ZM94 101V100H93ZM198 100H196V102H197ZM233 101V100H232ZM246 101H249V100H246ZM254 101V99L252 100V102ZM255 101V102H256ZM262 101V103L264 104V100L262 99L261 100ZM13 102H14V100H13ZM25 102V101H24ZM23 102V103H24ZM39 102V100L37 99V103ZM50 102V101H49ZM83 102V103H84ZM89 102V101H88ZM92 102V101H91ZM106 102V101H105ZM122 102V101H121ZM170 102H171V100H170ZM173 102H171V103H173ZM174 102V103H175ZM187 102V101H186ZM192 102H195V101H193L192 100ZM195 102V103H196ZM32 103V102H31ZM36 103V104H37ZM48 103V102H47ZM62 103V102H61ZM82 103V102H81ZM101 103V102H100ZM123 103V102H122ZM174 103L173 104H170V105H168L170 108H172V106L174 105ZM188 104H189V102H187ZM186 103V104H187ZM194 103V104H195ZM197 103H199V101L197 102ZM204 103V102H203ZM250 103V102H249ZM261 103V102H260ZM261 103V104H262ZM7 104V103H6ZM9 104V103H8ZM35 104V105H36ZM39 104V103H38ZM42 104V103H41ZM41 104H39V105H41ZM50 104H52V103H49V106H50ZM72 104V103H71ZM103 104V103H102ZM115 104V103H114ZM118 104V103H117ZM164 104V105H165ZM181 104V103H180ZM179 103H177V106L179 105V106H181V108H183L184 106V104L183 105H180ZM187 104V105H188ZM231 104V105H230ZM252 104V103H251ZM256 104V103H255ZM255 104H253V105H255ZM260 104V105H261ZM12 105H13V103H12ZM16 105V104H15ZM18 105V104H17ZM17 105H16V107H17ZM21 105H22V103H21ZM28 105V104H27ZM34 105V104H33ZM56 105H57V103H56ZM61 105V104H60ZM80 105V104H79ZM187 105H185V107L187 106ZM203 105V104H202ZM235 105V104H234ZM257 106H258V104H256ZM7 106V105H6ZM11 106V105H10ZM37 106V105H36ZM45 106V105H44ZM43 106V107H44ZM47 106V105H46ZM59 106V105H58ZM74 106H76V104H74ZM73 106V107H74ZM78 106V105H77ZM77 106H76V108H77ZM95 106V105H94ZM107 106V105H106ZM111 108L113 107V106H111V105H109ZM125 106V105H124ZM174 106H176V105H174ZM183 106V107H182ZM190 106V104L188 105V107ZM192 106V105H191ZM201 106V105H200ZM252 106V105H251ZM9 107V106H8ZM14 107V106H13ZM20 107H22V106H20ZM25 106H23V108H24ZM27 107V106H26ZM51 107V106H50ZM50 107H47L48 109L50 108ZM53 107H54V104H53ZM66 107H68V106H66ZM101 107V106H100ZM114 107H115V105H114ZM120 107H121V105H120ZM129 107V106H128ZM184 107V108H185ZM253 107V106H252ZM36 108V107H35ZM38 108V107H37ZM52 108V107H51ZM55 108V107H54ZM57 108H59V107H57ZM56 108V109H57ZM89 108V107H88ZM91 108H93V107H91ZM98 108H99V106H98ZM111 108H109V109H111ZM122 108H123V106H122ZM183 108V109H184ZM21 109V108H20ZM27 109V108H26ZM40 109H41V107H40ZM43 109V108H42ZM44 109H46V108H44ZM48 109L47 110H45V111H48ZM70 109V108H69ZM82 109H84V108H82ZM117 109H119V108H117ZM165 109H166V107H165ZM168 109V108H167ZM172 109H174V107L172 108ZM179 110H183V109H180V107L178 108ZM186 109V108H185ZM237 109V108H236ZM248 109V108H247ZM12 110V109H11ZM13 110H14V108H13ZM23 110V109H22ZM25 110V109H24ZM24 110H23V112H24ZM28 110V109H27ZM33 110H34V108H33ZM51 110V109H50ZM52 110H54V109H52ZM73 110H76V109H74L73 108ZM85 110V109H84ZM98 110V109H97ZM101 110L102 111H104L102 108H101ZM101 110H100V112H101ZM127 110V109H126ZM170 110V109H169ZM175 110V109H174ZM173 110V111H174ZM177 110V109H176ZM245 110V109H244ZM16 111H18V113H19V110H16ZM37 111H38V109H37ZM43 111V110H42ZM41 111V115H42V113H44V112H42ZM57 112H58V110H56ZM67 111V110H66ZM76 111H78V109L76 110ZM76 111H75V113H76ZM110 111V110H109ZM112 111V110H111ZM123 111V110H122ZM172 110H170V112H171ZM173 111H172V115H173ZM178 111V110H177ZM10 112V111H9ZM22 112V113H23ZM25 112H26V110H25ZM36 112V111H35ZM67 112H69V111H67ZM79 112V111H78ZM90 112H92V111H90ZM105 112H106V110H105ZM104 112V113H105ZM168 112V111H167ZM179 112H181V111H179ZM248 112V111H247ZM4 113V114H5ZM27 113V112H26ZM47 113H49V111L47 112ZM56 113V112H55ZM123 113V112H122ZM129 113H131V112H129ZM128 113V114H129ZM174 113H176V111L174 112ZM182 113V114H181ZM180 114H179V118H180V121L182 120V122L186 125V127L184 126V124H182L181 122H180V126L178 127V125H176L175 124V126L177 127V128H181V124L184 126V128H185V132H184V130L182 129V131L184 132V133H186V134H184L182 131H181V133H183V135L185 136V137H187V136H190L192 139H197L199 136H201L202 135V133H201V135H200V132H201V130H202V128L203 127H201V130H200V124H199V119H200V116L203 114H201L200 115V113H199V115L198 116H194L193 114L192 115H187V114H189V113H187V112H185V111H182ZM12 114V113H11ZM21 114V113H20ZM28 114V113H27ZM35 114H37V113H35ZM34 114V115H35ZM38 114H40V113H38ZM46 114V113H45ZM52 114V113H51ZM66 114V113H65ZM71 114V113H70ZM92 114V113H91ZM95 114V113H94ZM100 114V113H99ZM106 114H109V113H106ZM111 114H112V112H111ZM124 114V113H123ZM132 114V113H131ZM130 114V116H133V115H131ZM170 114V113H169ZM245 114H246V112H245ZM249 114V113H248ZM1 115V114H0ZM7 115H9L8 113H7ZM23 115V114H22ZM26 115V114H25ZM31 115V114H30ZM29 115V116H30ZM69 115V114H68ZM98 115V114H97ZM113 115H114V113H113ZM112 115V116H113ZM117 115H119V113L117 114ZM138 115V116H139ZM177 115V116H176ZM174 114V116H176V119H178L177 117H178V113L177 114ZM2 117H4L5 118V115L3 116V115H1ZM32 116V115H31ZM37 116V115H36ZM44 116V115H43ZM49 116V115H48ZM53 116V115H52ZM57 116V115H56ZM72 116V115H71ZM74 116H75V114H74ZM77 116H79V115H77ZM84 116V115H83ZM104 116V115H103ZM116 115H114V117H115ZM125 116H127V115H125ZM137 116V117H138ZM167 116V115H166ZM206 116V115H205ZM246 116H247V114H246ZM24 117V116H23ZM37 117H39V116H37ZM63 117H64V115H63ZM73 117V116H72ZM82 117V116H81ZM80 117V118H81ZM90 117V116H89ZM121 117V116H120ZM135 117V116H134ZM139 117V118H140ZM203 117V116H202ZM250 117H251V113H250ZM25 118V117H24ZM43 118V117H42ZM53 118V117H52ZM67 119L69 118H71V117H66ZM86 118V117H85ZM88 118V117H87ZM119 118V117H118ZM125 118V117H124ZM128 118V117H127ZM133 117H131V119H132ZM203 118H205V117H203ZM254 118V117H253ZM257 118V117H256ZM9 119V118H8ZM11 119V118H10ZM13 119V118H12ZM11 119V121H13ZM36 119V117H34V120ZM46 119V118H45ZM74 119V118H73ZM90 118H88L87 120H89ZM135 119H136V121H137V118L135 117ZM167 119H171L172 120V122H173V120H176L174 117H173V119L169 116V118H167ZM202 119V118H201ZM200 119V120H201ZM206 119V118H205ZM247 119H248V117H247ZM250 119V118H249ZM248 119V120H249ZM252 119V118H251ZM24 120V119H23ZM26 120V119H25ZM33 120V121H34ZM60 120V119H59ZM71 120V119H70ZM77 120V119H76ZM108 120V119H107ZM126 120H129V119H126ZM133 120V119H132ZM162 120V121H161ZM207 120V119H206ZM215 120H211L210 122H213V121H215ZM4 121V120H3ZM7 121H10V120H6V122ZM19 121V120H18ZM39 121V120H38ZM37 121V122H38ZM57 121V120H56ZM56 121H54V122H56ZM65 121V120H64ZM69 121V120H68ZM73 121V120H72ZM85 121V120H84ZM125 121V120H124ZM167 122H169L168 120H166ZM164 122V124L163 125H165V123H167V122ZM177 121V120H176ZM179 121V120H178ZM202 121V120H201ZM205 120L203 119V121L202 122H204ZM36 122V123H37ZM40 122V121H39ZM43 122V121H42ZM45 122V121H44ZM53 122V121H52ZM59 121H57L56 123H58ZM63 122V121H62ZM95 122V121H94ZM135 122V121H134ZM208 122H209V119H208V121H207V123L206 124H208ZM210 122H209V124H210ZM244 122V121H243ZM11 123V122H10ZM13 123V122H12ZM11 123V124H12ZM32 122H30V124H31ZM59 123H61V121L59 122ZM63 123H66V122H63ZM68 123V122H67ZM89 123V122H88ZM129 123H132V122H130L129 121ZM176 123V122H175ZM214 123V122H213ZM233 123H234V121H233ZM249 124L251 123V120L248 122ZM8 124V123H7ZM15 124V123H14ZM24 124V123H23ZM30 124H28V125H30ZM42 124V123H41ZM44 124V123H43ZM47 124V123H46ZM53 124H55V123H53ZM73 123H71V125H72ZM81 124V123H80ZM113 124V123H112ZM119 124V123H118ZM135 124H137V123H135ZM144 124L142 125V126H144ZM169 124V123H168ZM168 124L166 125L167 126V130L169 131V129L170 128H168L169 126H168ZM172 124V123H171ZM203 124H205V123H203ZM208 124V125H209ZM215 124V123H214ZM230 124V123H229ZM2 125H6V123H2V124H0V126L2 127ZM16 125V124H15ZM15 125H14V127H15ZM34 125V124H33ZM32 125V126H33ZM40 124H38V126H39ZM50 125V124H49ZM56 125V124H55ZM107 125V124H106ZM114 125H117V124H114ZM130 125V124H129ZM128 125V126H129ZM138 125V124H137ZM137 125H135L136 127H137ZM170 125V124H169ZM173 125V124H172ZM171 125V126H172ZM212 125L213 124H210V126H208V127H210V130L212 129V128H214V127H212ZM227 125V126H226ZM248 127H247V126ZM264 125V124H263ZM17 126V125H16ZM44 127L42 128V129H44L45 128V124L43 125ZM57 126L59 127V125L57 124ZM57 126H55L56 128H57ZM68 126V125H67ZM67 126H65V127H67ZM74 126V125H73ZM94 126V125H93ZM139 126V125H138ZM144 126V127H145ZM175 126H174V128L173 129H175ZM202 126H204V125H202ZM13 127V126H12ZM14 127H13V129H14ZM30 127V126H29ZM48 126H46V128H47ZM62 128H63V125L61 126ZM108 127V126H107ZM106 127V128H107ZM114 127V126H113ZM117 127V126H116ZM119 127V126H118ZM129 127H131V125L129 126ZM128 127V128H129ZM133 127H134V125H133ZM163 126H161V128L160 129H162V131H164L165 132V130L166 129H164L163 130V128H162ZM207 127V128H208ZM15 128H17V127H15ZM20 128V127H19ZM18 128V129H19ZM25 128V127H24ZM31 128V127H30ZM49 128L50 127H48V130H49ZM55 128V129H56ZM68 128H72V126H70V127H68ZM79 128V127H78ZM82 128V127H81ZM81 128H80V130H81ZM112 128V127H111ZM115 128V127H114ZM128 128H127V130H128ZM140 128V127H139ZM172 128V127H171ZM177 128H176V130H177ZM183 128V127H182ZM228 128H229V126H228ZM3 129V128H2ZM34 129V128H33ZM37 129V128H36ZM38 129H40V127L38 128ZM37 129V130H38ZM57 129H59V128H57ZM69 129V131L70 132H72L71 130ZM92 129V128H91ZM122 129V128H121ZM124 129V128H123ZM137 128H135L134 130H135V133L137 132V134L138 133H140V131L138 132V129L136 130ZM172 129V130H173ZM204 129V128H203ZM215 129V128H214ZM214 129H212V130H214ZM261 129V128H260ZM5 130V129H4ZM6 130H11V129H6ZM25 130H27V129H25ZM64 130V129H63ZM62 130V131H63ZM79 130V131H80ZM86 130V129H85ZM109 130H111V129H109ZM116 130H117V128H116ZM116 130L114 131H105V132H103V133H100V131L99 132H97V134H95L94 136H92V137H89L88 139H87V142H88V144L86 145V148L88 147V148H90V149H86V150H82V148L79 146L80 144L78 143L77 145H78V147H80L81 149H78V147H77V151H74V152H70V151H66V153H65V151H64V149H63V151H62V153H61V155L59 154V157L58 158H54V160H52V161H50V160H46L45 162L46 163H44L45 165H44V172L45 171H47V172H49V171H52V172H55V174H57L58 172L57 171H60L61 169H62V167H64V169H65V166H70L71 167V165H73L74 163L73 162H75V160H76V162H83V164L85 163V160H86V157H87V154H88V152H90L89 150H91V149H93V150H95V151H99V152H111V151H113V152H115V153H117L118 152V154H117V157L119 156V154H122V155H126V156H124L125 157V161H126V159L128 158V160L127 161H129L128 163H129V166H132V168L133 169H135L134 167L136 166V169H138L139 167L138 166H140L141 167V169H143V170H145V171H148V173H150L152 176H154L156 179L157 178H161L162 180L164 179V182H166V180H167V182H169V183H171L172 185H178V186H182V187H185L186 185V183H191V182H194V183H197V182H201L202 180H206V182H207V184H208V187H206V188H204V186L203 185H198V186H196V187H193V189H189V190H193L194 192L193 193H195V196L197 197H199V200H200V202L199 203H197V204H199V206H197V207H200V204L202 203L204 206H203V208L205 209V210H211L208 206H217V207H219V208H221L224 212H229V215H228V218H229V221H228V219H227V221L228 222H231V224H232V226H233V224L234 223H240L241 225H245V222H246V218L244 217H241L239 214H237V210L235 209V208H227L226 207V205H225V203H226V200L228 201V193H227V191L225 190V188L223 187V185H222V187L220 186V185H213V181L212 180H209V178L210 177H208V175H209V172L207 171V170H205L206 168H208V167H203L202 165L203 164H205L206 162H208V161H204V160H206V159H201L200 160V158H201V156H200V158L198 157V156H196L195 155V157L197 158V159H195V162H193V161H191L190 160V162H189V159H188V153L189 152H192V153H194V151H192V150H190L191 148H192V146H191V148L190 149H188V146L190 145V144H192L191 143V139H189L188 140V142H187V144L188 145H186L185 146V148H184V146H182L181 145V148H180V151H176L175 149L172 151H168V152H166L165 150V146H166V144H165V146H163L162 148V151L160 150V151H158L157 152V150L155 151H153V149L151 150V151H153L154 152V154L151 156V158H149L150 157V155H151V151H150V155L148 154V156H146L144 153H143V151L145 150H143V151H141L142 149H136L137 147L138 148H140V144H139V146H136L137 145V143L136 142H138V141H140V139H139V135H135V133L134 132H132V133H134V134H130L131 136L130 137H127V135L126 134H124V133H122V132H116ZM146 130V131H147ZM181 130V129H180ZM179 129L177 130V132H179L180 131ZM230 130V129H229ZM228 130V131H229ZM247 130H249V132H247ZM262 130V129H261ZM15 131V130H14ZM14 131H12L13 133H14ZM20 129H19V133H20ZM43 131V130H42ZM52 131V130H51ZM60 131V130H59ZM65 131V130H64ZM68 131V132H69ZM89 131V130H88ZM97 131V130H96ZM118 131V130H117ZM122 131V130H121ZM162 131L160 132V134L162 133ZM2 132V131H1ZM10 132V131H9ZM29 132V131H28ZM33 132V131H32ZM38 132H39V130H38ZM45 132H47L48 134L50 133V132H48L47 130L45 131ZM81 132V131H80ZM84 132V131H83ZM125 132H127V131H125ZM128 132H129V130H128ZM128 132H127V134H128ZM148 132V131H147ZM171 132V131H170ZM169 132V133H170ZM175 132V133H174ZM212 132V133H213ZM5 133H7V132H5ZM4 133V134H5ZM18 133V132H17ZM17 133H16V135H17ZM24 133V132H23ZM31 133V132H30ZM53 133V132H52ZM57 133V132H56ZM85 133H86V131H85ZM121 133V134H120ZM131 133V132H130ZM154 133V134H153ZM166 133V132H165ZM176 134V131H172V134ZM180 133V132H179ZM234 133V132H233ZM8 134V133H7ZM26 134V133H25ZM27 134H29V133H27ZM41 134V133H40ZM61 134V133H60ZM63 134H66V132L64 133H62L61 134V136L63 135ZM80 135H81V133H79ZM141 134V133H140ZM146 134V133H145ZM149 134V135H150ZM159 134V135H160ZM164 134V133H163ZM173 134V136H177V135H174ZM214 134V133H213ZM9 135V134H8ZM7 135V136H8ZM15 135V134H14ZM39 135V134H38ZM59 135V134H58ZM58 135H54V136H58ZM68 135V134H67ZM82 135H84L85 136V134H82ZM87 135V134H86ZM93 135V134H92ZM120 135H122V137H120L121 138V140L119 141L118 139L119 138H117L118 136H120ZM148 135V136H149ZM166 135V134H165ZM182 135V134H181ZM232 135V134H231ZM2 135H0V137H1ZM21 136H23V135H21ZM20 136V137H21ZM24 136H26V135H24ZM33 136H35L34 134H33ZM32 136V137H33ZM40 136V135H39ZM44 136V135H43ZM89 136V134L87 135V137ZM116 136V137H115ZM128 136H129V134H128ZM145 136V135H144ZM143 136V137H144ZM157 136H158V134H157ZM157 136L155 135V137H156V139H157ZM162 136H164V135H162ZM162 136H161V138H162ZM169 136V135H168ZM172 135L170 134V137H171ZM172 136V137H173ZM213 136V135H212ZM250 137V139H248L249 137ZM9 137V136H8ZM31 137V138H32ZM45 137V136H44ZM51 137V136H50ZM73 137V136H72ZM146 137V136H145ZM144 137V138H145ZM150 137V136H149ZM171 137V138H172ZM175 137H173V138H175ZM179 137H180V134L178 135V139H179ZM182 137V136H181ZM203 137V136H202ZM201 137V138H202ZM215 137V136H214ZM2 138V137H1ZM12 138V136H10V139ZM22 138V137H21ZM43 137H38V139H41V140H43L42 139ZM52 138V137H51ZM50 138V139H51ZM55 138V137H54ZM58 138H59V136H58ZM117 139L118 141H112L113 139ZM123 138V139H122ZM124 138L127 140V141H124ZM160 138V137H159ZM172 138V141L174 140L175 141V139H173ZM213 138V137H212ZM29 139H30V136H29ZM29 139H28V142H29ZM71 139V138H70ZM75 139V138H74ZM77 139V138H76ZM141 139H142V137H141ZM148 139V138H147ZM146 139V140H147ZM167 139H169V138H166V140ZM177 139V140H178ZM1 140V139H0ZM7 140V139H6ZM14 140V139H13ZM20 140V139H19ZM26 140V139H25ZM25 140H23L24 142H25ZM47 140H49V139H47ZM47 140H45V142L47 141ZM53 140H55V139H53ZM62 140V139H61ZM61 140H60V142H61ZM65 140V139H64ZM78 140H79V138H78ZM78 140H73V141H78ZM128 140H130V141H128ZM165 140V141H166ZM198 140V139H197ZM206 140V139H205ZM9 141V140H8ZM18 141V140H17ZM17 141H15V142H17ZM35 141H36V139H35ZM49 141H51V140H49ZM57 140H55L54 142H56ZM122 141V142H121ZM144 141V140H143ZM148 141V140H147ZM153 141V140H152ZM165 141H163V142H165ZM180 141V140H179ZM12 142V141H11ZM10 141H9V144H14V143H11ZM14 142V141H13ZM23 142V143H24ZM59 142V143H60ZM65 142V141H64ZM64 142H63V144H64ZM71 142V141H70ZM80 142V141H79ZM83 142H85V141H83ZM128 142H130V144L128 143ZM141 142V141H140ZM149 142V141H148ZM151 142V141H150ZM155 142H157V141H155ZM177 143H178V141H176ZM186 142V141H185ZM4 143V142H3ZM6 143H7V141H6ZM31 143H32V141H31ZM37 143H41V142H37ZM47 143L48 142H46V144H45V146L47 145ZM53 143V142H52ZM51 143V145H53ZM67 143H69V142H67ZM72 143V142H71ZM127 143L129 144V145H131V144H133V143H136V145H135V147H133V145H131V146H127ZM167 143V142H166ZM173 143V142H172ZM172 143H171V145H172ZM177 143H176V145H177ZM25 144V143H24ZM34 144V143H33ZM36 144V143H35ZM55 144V143H54ZM148 144V143H147ZM153 144V143H152ZM161 144V143H160ZM163 144V143H162ZM182 144V143H181ZM8 145V144H7ZM31 145V144H30ZM39 144H37V146H38ZM49 145V144H48ZM56 145H58V143L56 144ZM60 145H61V143H60ZM65 145V144H64ZM63 145V146H64ZM67 146H68V144H66ZM77 145H75V147L77 146ZM145 145V144H144ZM149 145V144H148ZM164 145V144H163ZM170 145V144H169ZM169 145H167L168 146V148L169 147H172L173 146V148L175 147V144L174 145H172V146H169ZM197 145H198V143H197ZM207 145V144H206ZM3 145H1L0 144V155L1 156H4V150H3V147H2ZM12 146V145H11ZM10 146V147H11ZM16 146V145H15ZM34 146V145H33ZM43 146H44V144H43ZM66 146V147H67ZM180 146V145H179ZM194 146V145H193ZM55 147V146H54ZM85 147V146H84ZM144 147V146H143ZM154 147H156V146H154ZM177 147V146H176ZM195 147V146H194ZM210 147V146H209ZM255 147H254V149H255ZM7 148H9V146L7 147ZM12 148V147H11ZM36 148H39V146L38 147H36ZM45 148V147H44ZM49 148H50V145H49ZM62 147H60V149H61ZM65 148V147H64ZM67 148H69V147H67ZM72 148H74V147H72ZM158 148V147H157ZM168 148H167V150H168ZM196 148V147H195ZM202 148V147H201ZM52 149V148H51ZM69 149H71V147L69 148ZM75 150H76V148H74ZM147 149V148H146ZM151 149V148H150ZM169 149H171V148H169ZM194 149V148H193ZM53 150V149H52ZM55 150V149H54ZM62 150V149H61ZM65 150H67V149H65ZM164 150V151H163ZM177 150H179V149H177ZM195 150V149H194ZM198 150H200V149H198ZM207 150V149H206ZM41 151V153H42V150H40ZM95 151H94V153H95ZM25 152V151H24ZM59 152H60V150H59ZM58 152V153H59ZM92 152V151H91ZM149 151L147 150V153H148ZM161 152V153H160ZM250 152V151H249ZM93 153V154H94ZM98 153V152H97ZM248 153V152H247ZM252 153V152H251ZM21 154V153H20ZM35 154V153H34ZM92 154V155H93ZM101 154V153H100ZM100 154H97V156H95L94 157V155H93V157H94V159L95 160H97V161H95V162H99L98 161V159H97V157L100 155ZM160 155V154H162L160 157H158V159H157V155ZM195 154V153H194ZM201 154V153H200ZM202 154H203V156L206 154V153H203L202 152ZM25 155H26V153H25ZM51 155V154H50ZM58 155V154H57ZM89 155H90V153H89ZM88 155V156H89ZM92 155H91V157L89 156V158H93L92 157ZM158 155V156H159ZM233 155V154H232ZM231 155V156H232ZM247 155V154H246ZM8 156V155H7ZM55 156V155H54ZM121 156V155H120ZM120 156H119V158H120ZM202 156V157H203ZM237 156H239L240 157V155H237ZM256 156L257 157H259V155H257L256 154ZM261 156V155H260ZM10 157V156H9ZM23 157V156H22ZM40 157H42V156H40ZM49 157V156H48ZM47 157V158H48ZM55 157H57V156H55ZM127 157V158H126ZM242 157V156H241ZM252 157V156H251ZM2 158V157H1ZM47 158H45V159H47ZM99 158V157H98ZM119 158H117V159H119ZM121 158H123V157H121ZM4 159H7V157L5 158L4 157ZM88 159V158H87ZM262 159V158H261ZM0 160H2V159H0ZM43 161H44V158L42 159ZM122 160V159H121ZM210 160V159H209ZM227 160H229V159H226V161ZM235 160H237V161H239V160H241V159H238V157H237V159H235ZM87 161V160H86ZM89 161V160H88ZM127 161L125 162V163H127ZM40 162V161H39ZM92 162H93V159H92ZM115 162H117V161H115ZM118 162H120V161H118ZM228 162V161H227ZM260 162V161H259ZM258 162V163H259ZM264 162V161H263ZM2 163V162H1ZM72 163V164H71ZM79 163V165H81L82 166V164H80ZM94 163V162H93ZM123 163H124V159H123ZM122 162H121V164L120 165H122L123 164ZM214 163V162H213ZM254 163V162H253ZM4 164V163H3ZM71 164V165H70ZM78 164V163H77ZM118 164V163H117ZM256 164V163H255ZM2 165V164H1ZM0 165V171H3L4 170V168L2 167ZM41 165V164H40ZM85 165H87L86 163H85ZM112 164H108V165H106V167L105 168H107L108 170H111V168H112V166H111ZM119 165V164H118ZM128 165V164H127ZM126 165V166H127ZM138 165V166H137ZM5 166V165H4ZM42 166V165H41ZM40 166V167H41ZM74 166V165H73ZM76 166V165H75ZM75 166H74V168H75ZM116 166V165H115ZM123 166V165H122ZM125 166V167H126ZM225 166V165H224ZM69 167V168H70ZM83 167H85L84 165H83ZM83 167L81 168V169H83ZM89 167V166H88ZM148 167V168H147ZM73 168V169H74ZM86 168V167H85ZM91 168H92V166H91ZM121 168H123V167H121ZM130 168V167H129ZM131 168V169H132ZM30 169V168H29ZM124 169V168H123ZM126 169V168H125ZM31 170V169H30ZM30 170H28V171H30ZM37 170V169H36ZM67 170L69 171V169H68V167H67ZM70 170H71V168H70ZM76 170V169H75ZM78 170V169H77ZM128 170V169H127ZM139 170V169H138ZM35 171V170H34ZM72 171V170H71ZM88 171V170H87ZM118 171V170H117ZM120 171V170H119ZM128 171H130V170H128ZM132 171V170H131ZM141 171V170H140ZM140 171H139V173H140ZM51 172V173H52ZM57 172V173H56ZM99 172V171H98ZM125 172H126V170H125ZM207 172V173H206ZM224 172V171H223ZM222 172V173H223ZM1 173V172H0ZM11 173H12V171H11ZM39 173H41V172H39ZM43 173V172H42ZM60 173H62V172H60ZM94 173V172H93ZM92 173V174H93ZM139 173L137 174L138 176L137 177H139L140 175H139ZM7 174V173H6ZM9 174V173H8ZM29 174V173H28ZM116 174V173H115ZM119 174H121V176H122V173H121V171H120V173ZM118 174V175H119ZM143 173H141V175H142ZM149 174V175H150ZM208 174V175H207ZM221 174V173H220ZM37 175V174H36ZM47 175V174H46ZM88 175V174H87ZM125 175H126V173H125ZM144 175V174H143ZM143 175L142 176H140V177H143ZM1 176V175H0ZM6 176H8V175H6ZM40 176V175H39ZM114 176V175H113ZM117 176V175H116ZM132 176V175H131ZM214 176H216V175H214ZM217 176H219V175H217ZM224 176V175H223ZM48 177H50L49 176V174L47 175V178ZM52 177H54V176H52ZM95 177H97V176H95ZM115 177V176H114ZM118 177V176H117ZM128 177V176H127ZM133 177V176H132ZM139 177V178H140ZM222 177V176H221ZM28 178V177H27ZM34 178V177H33ZM40 178V177H39ZM58 178H60L59 177V174H58ZM72 178H73V176H72ZM91 178V177H90ZM119 179H120V177H118ZM128 178H130V177H128ZM134 178V177H133ZM133 178H131V179H133ZM144 179H145V177H143ZM142 178V179H143ZM55 180L57 179V178H54ZM68 179V178H67ZM82 179V178H81ZM94 179V178H93ZM136 179V178H135ZM138 179V178H137ZM141 179V178H140ZM143 179V180H144ZM216 179V178H215ZM224 179V178H223ZM44 181H49V180H45V179H43ZM64 180V179H63ZM66 180V179H65ZM64 180V181H65ZM73 180V179H72ZM88 180V179H87ZM128 180H130V179H128ZM219 180V179H218ZM39 181V180H38ZM66 181H69V180H66ZM65 181V182H66ZM84 181V180H83ZM95 181V180H94ZM115 181V180H114ZM124 181V180H123ZM132 181V180H131ZM131 181H129V182H131ZM136 181V180H135ZM139 181H141V180H139ZM33 182V181H32ZM53 182V181H52ZM57 182V181H56ZM89 182H91V181H89ZM88 182V183H89ZM110 182V181H109ZM119 182V181H118ZM125 182H127V180L125 181ZM155 182V181H154ZM222 182H224V181H222ZM221 182V183H222ZM226 182V181H225ZM230 182H231V180H230ZM236 182V181H235ZM46 183V182H45ZM45 183H42V184H45ZM75 183V182H74ZM73 183V181H72V186H74L75 184ZM84 183V182H83ZM86 183V182H85ZM85 183H84V186H83V184H82V186H80V182H79V186L80 187H78V186H76V187H74V188H72L73 190L74 189H76L75 191H73V192H77V197H78V200L81 202V207H82V210L84 209L86 212H84V210L83 211H81L82 212V214H80V215H82V219L80 218V217H78L79 219H81L82 220V232H81V236L83 235V237H84V240L82 239V241H85L86 240V244H87V248L86 249H89V248H92V249H94L95 250V248H96V250L98 249V247L100 248V246L101 247H106L107 248V244H109L110 243V247H111V249H109L108 251H110L112 254L114 253V255H115V253H117L118 252V250H121L120 249V247L119 246H121V245H118L119 244V242L117 243V240H116V235L115 234H117V233H114L115 232V229H116V227L117 226H119V223H120V221H117V219H119V216L117 217V219H115V217L114 216H112L111 214H110V211H109V205H107V203L106 204H104V203H101V204H103V205H106V206H108L107 208H105L103 205H101L100 204V202H97V201H95V200H92L91 198H90V202L88 201V200H86V198H85V200H84V197H88V196H91L92 194H94V193H90L91 195H89V193H88V196H86V188H87V186H89V185H91V183H89V185H85ZM115 183H117V182H115ZM122 184H124L123 182H121ZM132 183V182H131ZM130 183V184H131ZM146 183H148V182H146ZM218 183V182H217ZM57 184V183H56ZM122 184H120V185H122ZM127 184H128V182H127ZM139 184L140 183H138V185L137 186H139ZM163 184V183H162ZM225 184V183H224ZM66 185H68V184H66ZM69 185H70V182H69ZM68 185V186H69ZM116 186H117V184H115ZM132 185V184H131ZM166 185V186H165ZM164 186L165 187H167L168 188V186H169V184L167 185V183L165 184ZM188 185V184H187ZM235 185H238V184H235ZM108 186H110V185H108ZM107 186V187H108ZM191 186V185H190ZM64 187V186H63ZM121 187V186H120ZM119 187V188H120ZM123 187V186H122ZM221 187V188H220ZM229 187V186H228ZM66 188V187H65ZM118 187H117V189H119ZM190 188V187H189ZM24 189V188H23ZM67 189H68V191H69V187H67ZM88 189L89 188H87V191H88ZM109 189V188H108ZM113 189V188H112ZM148 189V188H147ZM180 189V188H179ZM187 189V188H186ZM185 189V190H186ZM230 189V188H229ZM111 190V189H110ZM114 190V189H113ZM120 190V189H119ZM118 190V191H119ZM127 190V189H126ZM133 190V189H132ZM164 190H165V188H164ZM170 190H172V189H170ZM169 190V191H170ZM176 190V189H175ZM184 190V189H183ZM18 191V190H17ZM16 191V192H17ZM72 191V190H71ZM106 191V190H105ZM116 191V190H115ZM131 191V190H130ZM138 192H139V190H137ZM137 191L135 192V193H137ZM152 190H150V192H151ZM167 191V190H166ZM187 191V190H186ZM230 191H231V189H230ZM15 192V193H16ZM35 192V191H34ZM41 192V191H40ZM98 192V191H97ZM109 192H111V191H109ZM141 192V191H140ZM192 192V191H191ZM232 192V191H231ZM230 192V193H231ZM238 192V191H237ZM237 192H235V193H237ZM14 193V194H15ZM18 193V192H17ZM36 193V192H35ZM55 193V192H54ZM72 193V192H71ZM99 193V192H98ZM98 193H96V194H98ZM108 193V192H107ZM171 193H173V191L171 192ZM174 193H176V191L174 192ZM8 194V193H7ZM68 194V193H67ZM70 194V193H69ZM76 194V193H75ZM100 194V193H99ZM98 194V195H99ZM119 194V193H118ZM129 195H131L130 193H128ZM127 193H126V195H128ZM138 194V193H137ZM137 194H133V196L135 195L136 196V198H134V204L135 203H137L138 204V199L137 198H139V194L137 195ZM177 194V193H176ZM186 196H187V194H190V193H184ZM231 194H233V193H231ZM16 195H18V194H16ZM37 195H39V194H37ZM98 195H94V196H97L98 197ZM101 195V194H100ZM166 195V194H165ZM174 195L175 194H173L172 196L174 197ZM236 195V194H235ZM238 195V194H237ZM9 196V195H8ZM7 195H5L4 197H5V199H6V201L5 202H3L4 203V208L6 209V210H4V213H2L4 216H6V219L2 222L1 221V224H0V227L1 226H7V225H11V224H14V222H13V220H12V215H11V213L14 211V210H12V209H8V208H6L7 207V205H9L11 202H15L14 201V199L13 198H15V197H8ZM11 196V195H10ZM34 196V195H33ZM71 196H74V195H72L71 194ZM116 196V195H115ZM146 196V195H145ZM153 196H156L155 194H153ZM162 196H163V194H162ZM181 196V195H180ZM189 196V195H188ZM192 196V195H191ZM35 197V196H34ZM52 197V196H51ZM127 197V196H126ZM131 197V196H130ZM165 197V196H164ZM163 197V198H164ZM170 197H171V195H170ZM183 197V196H182ZM181 197V198H182ZM262 197V196H261ZM10 198H12L13 199V201H12V199H10ZM19 198L21 199V196H19ZM18 198V199H19ZM72 198V197H71ZM89 198V197H88ZM132 198V197H131ZM151 198H153L152 196H151ZM156 198V197H155ZM155 198H153V200H155ZM157 198H159V197H157ZM176 198V197H175ZM178 198H179V196H178ZM188 198V197H187ZM238 198H240V197H238ZM1 199V198H0ZM43 199V198H42ZM56 199V198H55ZM75 199V198H74ZM97 199H99V197L97 198ZM118 199V198H117ZM162 199V198H161ZM167 199V198H166ZM170 199H172V198H170ZM174 199V198H173ZM17 200V199H16ZM35 200H36V198H35ZM37 200H38V198H37ZM36 200V201H37ZM72 200V199H71ZM100 200V199H99ZM122 200H123V198H122ZM139 200H141V201H143V199H139ZM153 200H150V201H153ZM169 200V199H168ZM178 200H180V199H178ZM186 200V199H185ZM188 200V199H187ZM229 200H231V199H229ZM39 201V200H38ZM75 201V200H74ZM141 201H140V203H141ZM144 201H145V199H144ZM172 201V200H171ZM170 201V202H171ZM182 201V200H181ZM202 201V202H201ZM208 201H210L211 203H209ZM232 202H233V200H231ZM242 201V200H241ZM18 203L20 202V201H17ZM32 202V201H31ZM30 202V203H31ZM45 202V201H44ZM161 202V201H160ZM164 202H166L165 200H164ZM169 202V203H170ZM175 202V201H174ZM2 203V202H1ZM28 203V202H27ZM35 203V202H34ZM37 203V202H36ZM40 203H43V201L42 202H40ZM76 203V202H75ZM79 203V202H78ZM139 203V204H140ZM145 203V202H144ZM148 203V202H147ZM146 203V204H147ZM168 203V201L166 202V204ZM180 203V202H179ZM228 203V202H227ZM12 204V203H11ZM10 204V205H11ZM39 204V203H38ZM38 204H37V207H38ZM57 204V203H56ZM132 204V203H131ZM133 204V205H134ZM137 204H135V206L137 205ZM138 204V205H139ZM145 204V205H146ZM150 204H151V202H150ZM160 204V203H159ZM159 204H158V208L159 207H163L161 204V206H159ZM162 204H163V202H162ZM170 204H172V203H170ZM170 204H169V206H170ZM176 204H178V203H176ZM185 204V203H184ZM184 204H182V206L184 205ZM251 204V203H250ZM249 204V205H250ZM2 205V204H1ZM20 205V204H19ZM30 205V204H29ZM141 205V204H140ZM148 205V204H147ZM155 205V204H154ZM174 206H175V203L173 204ZM180 205V204H179ZM194 205V204H193ZM257 205V204H256ZM13 206L15 207V204L13 203ZM16 206H18V204L16 205ZM43 206V205H42ZM66 206V205H65ZM79 206V205H78ZM102 206V207H101ZM134 206V207H135ZM167 206H168V204H167ZM178 206V205H177ZM185 206V205H184ZM186 206H187V204H186ZM233 206V205H232ZM35 207V206H34ZM156 207V208H157ZM171 207V206H170ZM173 207V206H172ZM176 207V206H175ZM181 207V206H180ZM191 207V206H190ZM190 207L188 206V208L190 209ZM197 207H195L194 206V208H196L197 209ZM216 207V208H217ZM259 209H260V207L259 206H257ZM12 208V207H11ZM78 208V207H77ZM136 208V207H135ZM158 208H157V211H158ZM165 208V207H164ZM164 208H162V210H160V211H162L161 213H159L160 211H158L157 212V214L159 213V214H162V213H164L165 214V216H168L169 215V213H165V212H163V210H164ZM185 208V207H184ZM184 208H182V210L181 211H183V210H185ZM194 208H192L193 210H196V209H194ZM202 208V209H203ZM16 209V208H15ZM37 209V208H36ZM139 209V208H138ZM170 209V208H169ZM173 209V208H172ZM199 209V208H198ZM201 209V208H200ZM201 209V211L199 210V212L200 213H202L201 215H199L198 213H196V214H198L199 215V217L201 216H205V215H203V210ZM218 209V208H217ZM2 210V209H1ZM18 210V209H17ZM37 210H40L39 208L37 209ZM44 210V209H43ZM52 210V209H51ZM54 210V209H53ZM65 210V209H64ZM110 210H112L113 212L115 211V210H113V209H111L110 208ZM131 210V209H130ZM153 210H154V208H153ZM173 210H175V209H173ZM176 210H177V208H176ZM179 210V209H178ZM191 210V209H190ZM213 210V209H212ZM211 210V211H212ZM216 210V209H215ZM255 210H257V209H255ZM80 211V210H79ZM106 211V212H105ZM133 211V213L134 214H136V210H132ZM135 211V212H134ZM145 211V210H144ZM148 211V210H147ZM166 211H168V209L166 210ZM171 211V210H170ZM170 211H168V212H170ZM260 211V210H259ZM17 212H19V211H16V213ZM31 212V211H30ZM52 212V211H51ZM81 212H79V213H81ZM83 212L84 213H86L85 215H83ZM87 212H89V214H95L96 215V219H92V217H91V215H90V217H89V214H87ZM112 212V213H113ZM130 212V211H129ZM138 212V211H137ZM153 212V211H152ZM175 212L176 211H174V213H170L171 215H173V214H175ZM185 212V211H184ZM188 211L186 210V212L185 213H187ZM196 212V211H195ZM206 211H204V213H205ZM210 212V211H209ZM213 212V211H212ZM219 212V211H218ZM256 212H258V211H256ZM14 213H15V211H14ZM66 213V212H65ZM74 213V212H73ZM116 215L118 214V213H116V212H114ZM113 213V214H114ZM123 213H125V212H123ZM133 213H129V214H133ZM176 213H179V212H176ZM181 213V212H180ZM190 215H193L192 213L193 212H191L190 211ZM52 214L54 215V213H51L50 214V216L52 217ZM55 214H57V213H55ZM78 214V213H77ZM145 214V213H144ZM149 214V213H148ZM153 214H155L154 212H153ZM152 214V216H154ZM158 214V216H160ZM184 214V213H183ZM183 214H181L183 217H184V219H186L185 220V222H182V220H184L183 219V217H182V220H180V222H179V224L182 222V226H181V228H183L184 226H185V224H186V222H187V217L185 218V216L187 215H183ZM195 214V215H196ZM212 214V213H211ZM260 214V213H259ZM17 215V214H16ZM16 215H14V216H16ZM25 215V214H24ZM58 215V214H57ZM57 215H55V217L57 216ZM103 217H102V216ZM138 215H139V213H138ZM140 215H141V213H140ZM156 215V214H155ZM171 215L170 216H168V220L170 221V218H171ZM177 215V214H176ZM176 215H174L175 216V219H176ZM180 214H178V216H179ZM195 215H194V217H195ZM48 216V215H47ZM97 216H100L99 217V219L97 218ZM162 216V219H163V216L164 215H161ZM188 216V215H187ZM206 216H208V215H206ZM205 216V217H206ZM213 216V215H212ZM1 217H2V215H1ZM199 217H198V219H199ZM3 218V217H2ZM22 218H23V216H22ZM37 218V217H36ZM49 218V217H48ZM121 218V217H120ZM149 218H151V217H149ZM154 218H156V220L155 221H157V217L156 216H154ZM166 218V217H165ZM173 218V217H172ZM207 219H208V217H206ZM227 217H225V219H226ZM1 219V218H0ZM38 219V218H37ZM98 219V220H97ZM145 219H148V218H145ZM158 219H161V217L160 218H158ZM167 219H164L163 220V222L166 220L167 221ZM174 219V220H175ZM193 219V218H192ZM197 218H195V220H196ZM202 219V218H201ZM201 219L199 220V221H201ZM207 219H205L204 220V222H206V220ZM263 219V218H262ZM262 219H261V221H262ZM76 220H77V218H76ZM119 220H122V219H119ZM150 220V219H149ZM152 220V219H151ZM154 220V219H153ZM152 220V221H153ZM177 220V219H176ZM34 221H35V219H34ZM42 222H43V220H41ZM41 221L40 220H37L36 222V228H38V236H39V238L40 239H45L46 237H45V231L44 230H41V227H42V223H41ZM79 221V220H78ZM123 221H124V219H123ZM141 221H142V219H141ZM155 221H153V223H156ZM160 221H162V220H159V222ZM178 221H179V219H178ZM226 221V222H227ZM119 222V223H118ZM138 222V221H137ZM140 222V221H139ZM158 222V223H159ZM171 222H172V220H171ZM177 221H175V223H176ZM195 222V221H194ZM203 222V223H204ZM216 222V221H215ZM224 222V221H223ZM41 223V224H40ZM44 223V222H43ZM121 223H122V225H121ZM121 223H120V225L122 226V228H123V230L126 232L127 230H125L124 229V227L126 226V224H125V226H123L124 224H123V222L121 221ZM125 223H127V222H125ZM142 223V222H141ZM146 223H147V220H146ZM145 223V224H146ZM166 222H164L163 224H162V226L165 224ZM169 223L170 222H168L167 224H168V226H169ZM173 224H175L174 222H172ZM171 223V224H172ZM188 223V222H187ZM192 223V222H191ZM208 223V222H207ZM206 223V224H207ZM219 223V222H218ZM217 223V224H218ZM225 223V222H224ZM261 224H262V222H260ZM264 223V222H263ZM34 224H35V222H34ZM128 224V223H127ZM144 224V223H143ZM149 224H150V222H149ZM223 224V223H222ZM230 224V223H229ZM230 224V225H231ZM237 224H234V225H237ZM239 224V225H240ZM112 225H114V226H116L115 227V229L112 227ZM148 225V224H147ZM147 225H145V227L147 226ZM160 225V224H159ZM159 225H157L158 227H159ZM176 225V224H175ZM210 225V224H209ZM79 226V225H78ZM131 227V225H127V227ZM144 226V225H143ZM157 226H155L156 228H157ZM191 226V225H190ZM198 226V225H197ZM196 226V227H197ZM208 226V225H207ZM219 226V225H218ZM221 226V225H220ZM224 226H226V224L224 225ZM238 226V225H237ZM76 227H77V225H76ZM120 227V226H119ZM129 227V228H130ZM150 227H151V225H150ZM161 227V226H160ZM188 227V226H187ZM200 227V226H199ZM209 227V226H208ZM235 227V226H234ZM78 228H81L80 226L78 227ZM118 228V227H117ZM137 228V227H136ZM136 228H134V229H136ZM193 228V227H192ZM225 228V227H224ZM228 228H229V225H228ZM228 228L226 227L225 229L228 231ZM239 228H241V226L239 227ZM239 228H238V230H239ZM258 228V227H257ZM261 228V227H260ZM118 229H120V228H118ZM130 229H133V228H130ZM146 229V228H145ZM168 229V228H167ZM177 229V228H176ZM184 229H186L185 227H184ZM188 229V228H187ZM194 229V228H193ZM201 229V228H200ZM206 229H207V227H206ZM223 229V228H222ZM77 230V229H76ZM76 230H75V232H76ZM121 230V229H120ZM129 230V229H128ZM181 230V229H180ZM183 230V229H182ZM199 230V229H198ZM215 230V229H214ZM231 230V229H230ZM251 230V229H250ZM259 230V229H258ZM79 230H77V232H78ZM117 231V230H116ZM122 231V230H121ZM132 231V230H131ZM161 231V230H160ZM167 231H169V230H167ZM236 231H237V229H236ZM236 231H235V234H236ZM261 231H263V230H261ZM76 232V233H77ZM128 232V231H127ZM127 232L125 233V234H127ZM133 232V231H132ZM147 232H149V231H147ZM151 232V231H150ZM162 232V231H161ZM160 232V233H161ZM176 232V231H175ZM191 232V231H190ZM201 232V231H200ZM232 232V231H231ZM137 233V232H136ZM153 233V232H152ZM151 233V234H152ZM155 233V232H154ZM159 233V234H160ZM163 233V232H162ZM167 233V232H166ZM169 233V232H168ZM171 233V232H170ZM178 233V232H177ZM188 233V232H187ZM197 233V232H196ZM208 233V232H207ZM215 233V232H214ZM233 233H234V231H233ZM239 233H241V232H239ZM124 234V233H123ZM138 234V233H137ZM140 234V233H139ZM158 234V233H157ZM188 234H190V233H188ZM79 235V234H78ZM77 234H76V238H78V237H80V236H78ZM120 235V234H119ZM134 235V234H133ZM161 235V234H160ZM167 235H169V234H167ZM179 235V234H178ZM186 235V234H185ZM26 236V235H25ZM37 236V235H36ZM75 236V235H74ZM121 236H122V232H121ZM121 236H119L120 238H121ZM124 236V235H123ZM131 236V235H130ZM135 236V235H134ZM142 236H143V234H142ZM141 236V237H142ZM189 236V235H188ZM213 236V235H212ZM231 236V235H230ZM230 236H227L228 238L230 237ZM260 237H261V239L263 240L262 241V246L264 245V232L262 233V235H259ZM7 237V236H6ZM126 237V236H125ZM133 237V236H132ZM139 237V236H138ZM147 237V236H146ZM148 237H149V235H148ZM159 237V236H158ZM157 237V238H158ZM161 237V236H160ZM172 237V236H171ZM185 237V236H184ZM201 237V236H200ZM226 237V238H227ZM232 237V236H231ZM230 237V238H231ZM234 237V236H233ZM243 237V234L241 233V234H238V232H237V235H235V237H234V239L235 240H237V241H239L241 238ZM7 238H9V237H7ZM38 238V239H39ZM82 238V237H81ZM123 238V237H122ZM134 238V237H133ZM155 238V237H154ZM163 238V237H162ZM177 238H179V236L177 237ZM183 238V237H182ZM28 239V238H27ZM117 239H118V237H117ZM127 238H125V240H126ZM141 239V238H140ZM167 239V238H166ZM193 239V238H192ZM200 239V238H199ZM207 239V238H206ZM210 239V238H209ZM232 239V238H231ZM9 240V239H8ZM19 240V239H18ZM46 240V239H45ZM44 240V241H45ZM75 240H77V239H75ZM120 240V239H119ZM121 240H123V239H121ZM120 240V241H121ZM132 240V239H131ZM145 240V239H144ZM159 240V239H158ZM184 240V239H183ZM191 240V239H190ZM229 240V239H228ZM242 240H244V239H242ZM253 240V239H252ZM259 241H260V238L258 239ZM80 241V239L78 240V242ZM157 241V240H156ZM160 241V240H159ZM162 241V240H161ZM168 241V240H167ZM179 241V240H178ZM192 241V240H191ZM201 241V240H200ZM213 241V240H212ZM216 241V240H215ZM221 241V240H220ZM227 241V240H226ZM230 241V240H229ZM232 241V240H231ZM230 241V242H231ZM258 241V242H259ZM77 242V243H78ZM81 242V241H80ZM79 242V243H80ZM123 242V244H124V241H122ZM122 242H120V243H122ZM143 242V241H142ZM164 242H166L165 240H164ZM190 242V241H189ZM205 242V241H204ZM218 242V241H217ZM233 242H234V240H233ZM233 242H231V244L233 243ZM255 242V241H254ZM76 243V244H77ZM78 243V244H79ZM83 243V242H82ZM84 243V244H85ZM134 243V242H133ZM163 243V242H162ZM179 243V242H178ZM185 243H187V242H185ZM193 243V242H192ZM203 243V242H202ZM206 243V242H205ZM212 243V242H211ZM224 243V242H223ZM227 243V242H226ZM236 243V242H235ZM238 244H239V242H237ZM77 244V245H78ZM127 244V243H126ZM142 244V243H141ZM165 244V243H164ZM182 245H183V243H181ZM188 244H191V243H188ZM214 244V243H213ZM219 244V243H218ZM242 244V243H241ZM258 244V243H257ZM260 244V245H261ZM15 245H17V244H15ZM83 244H81V246H82ZM157 245V244H156ZM162 245V244H161ZM211 245V244H210ZM222 245H224V244H222ZM237 245V244H236ZM259 245V244H258ZM10 247H11V245H9ZM80 246V245H79ZM84 246H86V245H83V247ZM109 246V245H108ZM124 246V245H123ZM168 246V245H167ZM171 246V245H170ZM192 246V245H191ZM209 246V245H208ZM212 246V245H211ZM221 246V245H220ZM220 246H219V248H220ZM225 246V245H224ZM228 246V248H229V246L230 245H227ZM226 246V247H227ZM239 246H241L240 244H239ZM14 247H16V246H14ZM14 247H13V249H14ZM21 247V246H20ZM125 247H126V245H125ZM152 247V246H151ZM150 247V248H151ZM176 247V246H175ZM181 247V246H180ZM234 247H235V245H234ZM238 247V246H237ZM77 248H79V247H77ZM106 248H103L104 249V251L105 250H107ZM109 248V247H108ZM122 248V247H121ZM137 248V247H136ZM154 248V247H153ZM179 248V247H178ZM178 248H177V250H178ZM187 248V247H186ZM197 248V247H196ZM216 248V247H215ZM222 248H223V246H222ZM239 248V247H238ZM258 248H259V246H258ZM263 248V247H262ZM262 248H260V249H262ZM16 250H17V248H15ZM83 249V248H82ZM81 249V250H82ZM84 249H85V247H84ZM102 249V248H101ZM124 249V248H123ZM143 249V248H142ZM152 249V248H151ZM163 249V248H162ZM171 249H172V247H171ZM188 249V248H187ZM201 249V248H200ZM260 249H259V251H260ZM264 249V248H263ZM76 250V249H75ZM115 250H117L116 252H114ZM146 250V249H145ZM155 250V249H154ZM176 250V251H177ZM183 250V249H182ZM219 250V249H218ZM217 250V251H218ZM231 250V249H230ZM241 250H242V248H241ZM245 250V249H244ZM251 250V249H250ZM256 250V249H255ZM6 251H9V247H8V250H6ZM11 251V250H10ZM89 251V250H88ZM87 251V252H88ZM99 251H101L100 249H99ZM147 251V250H146ZM157 251V250H156ZM155 251V252H156ZM171 251V250H170ZM212 251H213V249H212ZM220 251H221V249H220ZM228 251V250H227ZM234 251V250H233ZM83 252H85L86 253V251H84L83 250ZM141 252H142V250H141ZM182 252V251H181ZM183 252H185V251H183ZM198 252H200V250L198 251ZM215 252H216V250H215ZM230 252V251H229ZM246 252V251H245ZM248 252V251H247ZM7 253V252H6ZM90 253H92L91 252V249H90ZM108 254H109V252H107ZM154 253V252H153ZM160 253V252H159ZM172 254H173V252H171ZM179 253V252H178ZM187 253V252H186ZM207 253H208V251H207ZM222 253V252H221ZM11 254V253H10ZM16 254V252L14 253V255ZM18 254H19V252H18ZM18 254H16V256L18 255ZM93 256H94V262L93 263H91L92 261H93V259H92V261H90L89 259H85L86 260V264H110L111 262H109L108 263V261L109 260H106V259H104V260H102L101 258H100V254H98V251H97V253L95 252L94 253V251H93ZM112 254H110V255H112ZM127 254V253H126ZM139 254V253H138ZM165 254V253H164ZM211 254V253H210ZM209 254V255H210ZM212 254H214V253H212ZM217 254V253H216ZM248 254H250V252L248 253ZM256 254L258 255V251L256 252ZM255 254V255H256ZM3 255H5V257H6V255L7 254H3ZM13 255V251H12V255H10L9 256V259L12 261V264H17V258H16V256H14ZM75 255H76V257L77 258H79L80 257V259H81V257H83V255H85V254H83L82 255V253L80 252V250L79 251H75ZM87 255V254H86ZM100 255V256H99ZM134 255V254H133ZM140 255V254H139ZM138 255V256H139ZM147 255V254H146ZM178 255H180V254H178ZM201 255V254H200ZM224 255V254H223ZM227 255V254H226ZM251 255V254H250ZM8 256V255H7ZM87 256H89V255H87ZM103 256V255H102ZM106 256V255H105ZM150 256V255H149ZM165 256V255H164ZM175 256V255H174ZM228 256V255H227ZM241 256V255H240ZM19 257V256H18ZM90 257H92L91 255H90ZM109 257V256H108ZM120 257V256H119ZM152 257V256H151ZM163 257V256H162ZM210 257V256H209ZM220 257V256H219ZM225 257V256H224ZM253 257V256H252ZM4 258V257H3ZM20 258H21V256H20ZM155 258H156V255H155ZM159 258V257H158ZM200 258V257H199ZM206 258V257H205ZM0 259H1V257H0ZM6 259V258H5ZM117 259V258H116ZM126 259V258H125ZM132 259V258H131ZM130 259V260H131ZM139 259V258H138ZM215 259V258H214ZM221 259V258H220ZM21 260V259H20ZM82 260H84L83 258H82ZM84 260V261H85ZM89 260V261H88ZM123 260V259H122ZM79 261V260H78ZM111 261V260H110ZM129 261V260H128ZM132 261V260H131ZM136 261V260H135ZM134 261V262H135ZM148 261V260H147ZM82 263V262H81ZM119 263V262H118ZM83 264V263H82ZM111 264H115V263H111Z\"/></svg>", "mask_w": 264, "mask_h": 264}]
</instances>
